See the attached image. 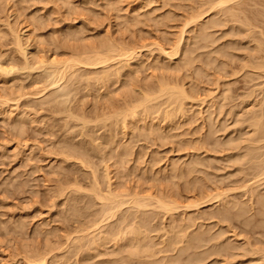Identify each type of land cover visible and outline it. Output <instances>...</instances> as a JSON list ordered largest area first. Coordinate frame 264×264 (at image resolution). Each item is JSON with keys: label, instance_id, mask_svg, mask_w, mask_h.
Here are the masks:
<instances>
[{"label": "rangeland", "instance_id": "1", "mask_svg": "<svg viewBox=\"0 0 264 264\" xmlns=\"http://www.w3.org/2000/svg\"><path fill=\"white\" fill-rule=\"evenodd\" d=\"M196 1L197 0H178V1L177 0H167V1L166 0H0V264H40L41 261L38 262V258H39L38 256L40 255L44 256V254L48 255V257L46 255L44 256V258L46 257L48 259L45 258L47 262L46 261L44 263L41 262V264H77L78 262H79L78 264L80 263L81 264H106V261L109 264V261H111V259L112 261L114 259L116 263L120 262L119 264H122L123 263V262L121 263L122 258L120 259V257L124 258V256L127 257V261L126 260L125 261L126 263L128 262L129 264L131 263L132 264H140V263L141 264L143 263L151 264V262L152 264H154L153 263V259L155 257L154 254L158 257V258L155 257L156 259L154 260L159 261V262L161 261L162 264L163 262H166L164 264H171V262L170 263L167 262L168 260L171 261V259H174V261H172V263L174 264L177 261L179 262H177L176 264H179V263L189 264V262L190 264H258V263L260 264L264 261L262 259L264 258V255H263L264 249L261 248V247L264 248L263 246L264 245V214H262V212L264 213V209H263L264 207L263 205L264 204V183L262 182L263 187L260 184L261 183L260 180H263L264 178L258 180L259 182L258 185H254L257 183L256 182L257 180L255 179H258L257 176H259L261 172L260 171L259 174L257 175V173H255V169L257 170L258 167H261L264 169V159H263L264 158V148H263L264 143H259L260 137H254V139L258 138L257 141L254 140L255 141L254 143L251 141L254 134H256L254 133L256 131H253V128L255 130V127H252L250 125L251 123L254 124L253 118L255 120L256 118L255 116L259 115V117H257L259 119L261 118V114L263 117V120L261 121V123L263 122L264 124V105H262V103L264 104V101H263L264 93H261V92H264L263 87H262V85H264L263 84L264 76H261L262 77L261 78L260 77L261 72L259 73V71L248 69L249 67H246V65L243 64V62L246 63L245 62L246 60H247V63H248V59L251 60V58L249 57L253 52H256V53H254V55L252 54L251 57L256 56V54L258 58L259 56L260 57L264 56V52L262 54L257 52V50L260 48L259 43H258L259 46L258 45L256 46L257 40L258 42H261V39H263L262 41L264 43V37L262 35L264 33V8H263L264 0H256L257 2H253L254 0H251V1L242 0L241 2L239 0L241 2V5L239 1H237L239 2V5H236L237 3L235 4L234 3L235 1L233 2L234 4L233 3L231 4L230 2V4L225 6L228 9V11L227 10L224 11L226 14H223L224 13L223 11L220 14L221 17L225 15L226 18L224 16L221 18L220 15H218L220 13L219 10H218V13H216L215 11L214 12L210 11L208 14H206L207 16L204 15L203 16L204 18H202L201 21L195 23V25L192 24L193 25L192 26L191 24L189 25L190 16L191 18L192 16H194L192 11H194V14L198 10L201 11L199 8L202 7V4H203L202 1L204 2V0H198V1H201L202 4L200 2L196 4ZM246 2L248 6L247 4H245ZM175 3L179 6L175 5ZM193 5L195 6L192 7ZM199 5L201 6L199 7ZM232 5L235 7L237 6V7L235 8ZM252 5H254V7H252ZM206 8L207 7H205V9ZM234 8L238 10L237 14L235 10L234 13L228 15L227 12H229V10H234ZM170 12L173 15L172 18L171 17L168 18V14ZM241 12H243L244 14ZM191 13L192 15H190ZM238 13L241 16V19L243 20L238 19L240 18V16H238ZM245 14L247 18H245L246 17ZM227 15L229 16L228 18H227ZM231 15L234 20L232 19ZM215 16H217V20L219 22L216 20ZM248 16L249 17L251 16V17L249 18ZM208 17L209 19L210 18L211 19L209 20ZM218 17H220L221 21L219 20ZM229 18L232 20L229 21ZM251 18H252V21L249 20ZM226 19H228L229 22ZM243 21L244 23H246L245 21H247V23L248 22L250 23L248 24L246 23V25L248 26H245ZM221 22L223 23L221 24ZM232 22H234L233 24L235 25V27L233 26ZM251 22L254 23L253 25H255L256 28L257 27L259 28L254 29L255 26H252ZM211 23H212V26H214V29L212 28ZM184 24L185 25L188 24L186 25L185 31L182 30L184 29L183 27H185ZM217 24H220V25H217ZM199 25L201 26V28L199 27ZM240 25L243 26L242 29H240L241 31H239ZM202 26L204 28V31H203ZM190 29H192L191 32H190ZM245 29L247 30V33ZM249 29L252 33L254 32L253 34L256 37L252 35V33L249 32ZM260 29L263 33L260 31ZM206 31L209 36L205 34ZM182 32H185L184 34L185 37L183 38V41H182V43L184 44H182L181 46L182 51L180 54H178V57H174V56L171 57V56L163 55L165 53L161 50V46L163 47L164 50L166 49V51H169L168 49H171L169 52L170 53L171 51L173 52L174 50L173 46L176 45V42L179 40V37H181L180 34ZM187 32H190V33H188L187 35ZM225 33L228 34V36L225 35ZM214 34H216V36ZM248 35L249 36L252 35L253 39L252 37L249 38ZM219 36L220 37L222 36V37L220 38ZM18 37L19 39H21L20 40L22 43L21 45H23L22 47H23V50L25 49L24 52L26 54L23 53V51H21L20 48H18V45H17ZM212 37L214 39L216 38L218 41L215 42L216 39L215 40L213 39L214 40L213 41ZM254 38H257L256 42H254L255 41ZM102 41L105 42L106 44L103 43ZM172 41H174L173 44H172ZM232 41L234 43L236 42L237 43L234 45ZM111 42L117 43L116 45L120 44L121 46L125 45L129 47H133L132 48L134 49V56L132 55L133 58L132 56L130 57V59L121 58L120 60L119 58V60H117L118 58H116L115 60H111L112 62H109L108 65L106 64V67L105 65L103 66L99 65V66H93V67L92 66L76 67V69H78L79 71L74 69L73 73L72 71L69 72V75L71 76L69 75L68 76L71 78L67 76L65 81H62L60 83V86L58 87L55 86L52 88L45 89L46 88L45 85L48 84V81H50V78L52 79L54 75V72L52 71V69H49L50 66L47 65L48 63L50 62L53 63L57 60L60 61L61 59H62L61 62H63L64 58H65V61H67L66 59L68 58L70 59L72 56L75 57V55H77L76 52L77 53L80 52L78 53V55H80L81 50L83 51H85L84 49L89 50L91 46H92L91 50L93 49L97 50L99 48V51H100V49L102 50V48L106 49L105 46H103L104 44L110 45L112 44ZM170 42L171 44H169ZM248 42H250L251 44ZM155 43L158 45H156ZM224 44L228 47V49L225 47ZM227 44L228 45L230 44L231 46L230 45L228 46ZM84 45H87V46L85 47ZM184 45H186L187 47ZM261 45H263V48L261 46V49H263L264 51V44H261ZM240 46H243L244 48L241 47L242 48L241 49ZM229 47L230 48L232 47V48L230 49ZM257 47L259 48L257 49ZM245 48L248 50L247 54L249 55H246V53H244ZM249 48H252V49H249ZM253 48H256L255 51L253 50ZM135 49H136V52H135ZM159 50H161L162 52ZM221 50L224 52H222ZM237 50L238 52L241 51L242 53L239 52L238 54L237 52H234ZM213 52H215L216 54H214ZM245 52L247 51L245 50ZM219 53L220 54L223 53V54L220 55ZM224 54L225 56L221 57ZM25 55L26 57H28L27 59ZM190 55H195V56L192 57ZM195 57H197L200 60H198L197 58L194 59ZM257 57H253V58L256 59ZM37 58H39L40 61L44 60L46 63L48 61L47 64L45 63L47 66L45 65L46 67L42 69L35 68L36 67L35 65L37 64L36 61H39ZM253 58L252 60H254ZM258 58H257V61H258ZM263 59L264 57L261 58V61H264ZM126 60L128 61V63H126L127 62ZM153 60L155 61L153 62ZM177 60L180 62H178ZM186 60L189 62V64L186 63ZM192 60L194 61V64ZM223 60L227 64L224 63ZM118 62H120V64ZM155 62L157 63L160 62L162 66L160 65V63H158V65L157 64L154 65ZM258 62H260V60ZM39 63L40 62H38V64ZM51 63L49 65H51ZM228 64L233 67H230ZM239 64L241 67L239 66L238 68ZM27 65H31V66H27ZM119 65L120 66L122 65L121 67L122 69L119 67ZM164 65L165 67H163ZM189 65H192V66H189ZM217 65L219 68L217 67ZM224 65L225 66L227 65L230 68L227 66L224 67ZM3 68L4 69L6 68L5 71L3 70ZM165 68H168V69H165ZM217 68L218 70H216ZM231 68L234 70H232ZM236 68L238 69V71ZM245 68L246 70H244ZM105 69L106 70L109 69V70L106 71ZM169 69H173V70H169ZM239 69H242L243 71L242 70L239 71ZM96 70L99 73L95 72ZM223 70H225L226 72L222 73ZM101 71H103V73ZM109 71L111 73H109L110 76H108L107 78L109 77L110 78L107 79L105 74ZM205 71L208 72L207 73L208 75L206 74ZM234 71H237L235 72L236 75ZM239 72L240 74H238ZM73 74H75L74 77H73ZM94 74L98 76L95 77ZM112 74H114V76ZM99 75L101 76L99 77ZM103 75H105V77ZM199 75L206 78V80L203 81V78H201ZM256 75L258 77H256ZM208 76L210 77V81L207 80L209 79ZM246 76H248V78ZM250 76L252 78H250ZM253 76H255L256 81ZM97 77L98 79H96ZM167 77H170L168 78L169 81H172V79L174 78L173 79L174 81L172 82H175V79L177 81V77H178L177 82H180V81L183 83L185 82V88L189 89V90L187 89L188 96L191 95L190 96L191 99L192 97H194L193 101H197L195 103H192L191 99L186 101L187 103L185 104L186 113L183 112V114L181 113L179 116L176 114L177 116L171 119L168 117L165 118L164 116H166V114L164 115V113H167V111L165 112V110L170 107L172 111L174 107L169 106V104H167L168 106L167 107L163 103L160 105L159 111L161 110L163 105L165 106L163 108L164 110L162 109L160 112L157 111V112L149 113L150 117L147 115L149 118L146 116V114H143L144 111L142 109H138L140 113H136V115L138 116V114H141V113L143 114L139 116L140 118H144V119H141V121L139 120L140 118L138 117L139 118L138 119L135 114H134L135 115L134 117L138 119L137 122H134V120H131L133 117L131 118L129 116L130 118L127 119L129 120V123L127 121L128 124L127 123L124 124L123 122L120 121L118 126L115 125L114 123H115V120L117 121L118 118L119 120H122L120 119L121 117L114 116V117H110L111 118V119L109 118L110 120L107 119L112 114L118 115L116 114V112L120 113L122 112L121 111L122 109L123 111L125 109H127L128 111V108H127L128 106L125 107V105L126 104L130 105L132 103L135 105L136 103L140 102L141 99L139 95L140 96L144 95L143 94L144 92L146 93V91H149L150 89L152 91L155 90L156 92L160 87L159 80L161 79L162 81L163 79V81H165ZM101 79L103 82L101 81ZM106 79H107V82H106ZM215 82L218 86L220 85L219 86L220 88L217 85H215ZM183 83L181 85H183ZM104 84H107V85H104ZM225 84H228V85L224 87ZM258 85L262 87V90L259 89L261 87ZM67 86L70 88H68ZM222 86L224 87V89H222L223 88ZM129 87L132 88L134 91L130 89ZM228 87L229 89H231L230 92L232 93H230L228 89H226ZM42 88H44V90ZM74 88H77V89H74ZM64 89H66L67 91ZM225 89L229 93L227 94L228 96H226V98H224L225 96L223 95H226L227 91L222 93ZM253 89L254 90L256 89L255 90L256 94L254 95V97H252ZM42 90L45 91V93L42 94L41 93ZM75 90L77 91L79 90L78 93ZM130 90L133 92H129ZM140 91L143 93L141 94ZM191 91L192 92L196 91V92L195 93L193 92L192 94ZM250 92H252L251 93L252 95L250 94ZM210 94L213 95V97ZM247 94L249 95V98ZM48 95L49 96L51 95L52 97L50 98ZM250 95H251V98H250ZM53 96H54L55 101H53ZM222 96H223V99L220 98ZM228 97H231V98H228ZM49 98H50V101H49ZM199 98H203V99L206 98V100L201 99L200 101ZM198 99L200 102L198 101ZM217 100L219 101L217 102ZM221 100H225L227 103L229 101V103L227 104V106H225L226 102L221 101ZM128 101L130 102V104ZM203 101L206 103H203ZM222 105H224V110H221L223 109ZM130 106H129L130 111L128 112L129 114H131L130 112L133 110V109L131 110V108L135 107L133 105H130ZM213 107L215 109H213ZM168 111H170V109ZM208 111H211V112L213 111V114H211ZM253 114L254 115L256 114V115L253 116ZM81 115L84 116V117L82 116L83 120H82V117H80ZM100 116L101 117L103 116L102 119L105 118V116H107L106 119L104 120H108V124H107V121L106 122L104 121L105 122L104 123ZM84 118L88 120L86 119L84 120ZM95 119H97V121H95ZM98 119L102 121L98 122ZM112 119H114V123ZM90 120H92L93 122L92 121L90 122ZM84 121H88L89 123L88 122L86 123ZM102 122L106 124V126L108 127H106ZM112 123L115 126H117L119 130L116 127L114 128L113 127L114 125H112ZM150 125L152 127H150ZM148 126L151 129L148 128ZM145 128H147L148 130L147 129L145 130ZM154 128L156 129V131L154 130ZM152 130H154L153 133L155 134V136L153 135V133H151ZM155 132L158 133V136H157V133ZM187 140L188 142H186ZM115 141L117 142V145ZM250 141L252 142V144H255L259 141L258 148H257V145H254L255 148L251 149V155H249V156H252V154L255 155L253 156L254 159L253 157H250V158L255 160L256 156L261 154V157L259 156L260 158L257 156L256 160H259V161L257 162L255 160L257 163L253 165V168H252V164L255 161L251 160L249 156L246 155V151H247L246 149L252 145ZM261 141H264V140H261ZM127 142L130 144H128ZM127 144L129 146H127ZM120 146H122V148L126 146V148H123L125 151H122L123 149H121L122 153L123 152L128 153V150L130 149L132 154L134 155H132L131 157L130 152H129L130 153L129 156H126L125 154H122L121 152H120L121 154L118 155L120 151V148H119ZM116 147H118V149ZM260 148L262 149L260 150ZM255 149L257 150L256 151L257 155L255 154V152L253 153L252 151V150L255 151ZM69 150H71L72 153L75 154L76 156H78L79 154L80 158L77 157V159H75V155L73 156L71 152H69ZM248 150L250 149L248 148ZM66 151L70 154H68ZM85 153H86V156H83ZM108 153L109 154L112 153L110 155L111 157L107 155ZM243 153L245 154L246 158L242 157ZM238 154H241L239 156H241L243 159L240 157L237 158ZM67 155L69 158L71 156H73L74 158L71 157V159H69L68 157H66ZM80 155L83 156L82 158L85 159L84 162L87 163L88 167L90 164L89 168L85 166L86 164L82 162L83 159L81 160ZM106 155L108 156V159L110 157V161L107 159ZM122 155H125L127 159L125 157L122 158L123 157ZM119 156H121V158ZM78 158L81 161H79ZM104 158L108 160L109 162V163L107 162L108 164L104 162L105 160ZM111 158L113 159L111 160ZM247 158H249L251 162H246V161H249L247 160ZM199 159L200 161L203 159V161L200 162L198 161ZM233 159L235 160V162L236 160H239L238 162H241V159H242V162L235 163ZM244 159H246V161H244L245 166L243 164ZM87 161H89L90 163ZM117 162H120V163L118 164ZM199 162L203 164H201L200 166ZM82 163L84 164V166H82ZM121 163H124V164H121ZM174 163H177L175 165L179 166V167L178 166L175 167L176 170L173 169L172 167ZM195 163L198 164L197 167ZM246 163H250V164L249 165L247 164L246 166ZM261 163L263 166L260 165ZM241 164H243V166H241ZM107 165L108 167L109 165L111 167L108 168ZM191 165L193 166L195 165V168L192 167ZM91 166L93 168H91ZM95 168H97L96 169L97 171L99 169L98 171L99 173L94 170ZM106 168H108V170L111 169L110 170L111 172L107 171ZM171 168L175 172L172 171ZM193 169L194 170L196 169V171L193 172ZM251 169L253 171H251ZM258 169L260 170V168ZM263 169L261 170L263 171ZM116 170L121 171L122 174L119 173V175L121 174L123 177L121 176V178H119V175L117 174L118 171L117 173H115ZM243 170H245V172H242ZM94 171L97 174H99L98 176L106 175V173H104L105 171L108 173V175L110 172V175L108 177L111 178V180H109V182L110 181L113 182V184L110 182L111 185L113 186L107 187L108 184L106 185L105 182L107 183L109 182L103 179H106L108 177L103 176V179H102V177L100 178L97 175H95ZM237 171L239 174L236 173ZM250 172L251 173L253 172L252 173L253 175ZM210 173L211 175L208 176V174ZM261 173H264V171ZM180 174L182 175L184 174L183 179H181L182 175L180 177ZM93 175L94 177L97 176V180L102 179L104 182L102 180H100L102 182L97 181L96 179H94ZM137 176L138 177L142 176L144 179H142L141 177H140L141 179H139ZM177 176H179L180 179ZM240 176L241 177L243 176L242 179ZM244 176H247V177H244ZM192 177L194 178V181L197 180V178L199 179L196 182L197 184L194 182V186L192 185V182H193ZM202 177H204L205 180ZM237 178L238 179L240 178V179L238 180ZM74 179H76V181ZM69 180H71L73 183ZM77 180L79 182H77ZM200 180H204V181L200 182ZM207 180H208V184H207ZM66 181H69L70 183ZM188 181L189 182L192 181L190 182L191 186L188 184L189 183ZM80 182L83 184H81ZM97 182L99 185L102 186L101 187L98 185V187H101V188L97 190L98 191L103 190L102 191L103 193H105L104 190H106L107 188H108V191L106 190V193H109V190L111 188L112 190L110 191H115V192L118 191L120 193V194L118 193L120 196L122 192H124L125 195L126 194L130 195L129 193L131 192L132 194L134 192L136 194V192L142 191V193H139L140 195L142 194L145 195V192H147L146 193L147 196H150L151 194V195H155V197L158 196L160 198V196L163 195L164 197L166 196L165 200L166 198L168 199V197L169 198L173 197V200H174V197H175V203L176 201H178L177 205H179L182 202L180 204V208L177 206V208H179L180 210L176 209V211H174L175 214L173 218V215L171 216L173 212L171 214L169 213L170 215L165 216L166 213H163V211L158 212L157 208H155L156 206L154 207L153 205L152 207L151 205L152 208H150V210L148 209L150 207L149 206L146 209V211H149L152 215L154 214L153 216H156L155 220L153 219V222H155L154 224L151 222L152 218L154 217L151 218L150 220L151 224L149 223L151 226L150 227L148 226L149 224L147 223L148 222L147 220H149V218L148 217H147L148 219L146 217L144 218L142 215V213L143 214L146 213L147 215L146 214L145 215L148 216L150 213L144 212L140 208L134 209L135 207L133 208L131 204L130 205L127 204L128 206L127 205L124 206L123 210L121 209V212L119 211L118 213L116 212L117 217L115 216L113 220L112 218L109 219L110 221L112 220L113 222H109V224L108 223L104 224L106 225V227L103 225L104 230L102 231L101 235H99V232L97 231L98 233H95V234L92 233L95 236L92 235L90 238H88V235L90 236V233L92 232L90 230L88 235L85 234V232L84 233L80 232L82 236H84V238H86V235H87V239H84L83 237H82L83 239H81V237L77 239L76 237L81 236V234H79L78 232L79 235L77 236L76 230L79 229L80 231L81 226L82 228L85 227L86 226L85 223L87 222L89 223V220L91 221V219H93V216H100V214L102 213V211L99 210V207L103 208L102 204H104V202H102L101 204L99 201H97L98 199L95 200L94 195H91V193L93 192L89 194V191L93 190V186H95L94 184ZM172 182L175 185L174 189H173ZM176 182L178 183L177 185H176ZM74 183H76L77 186ZM79 184L86 190L78 186ZM196 185H198V187ZM229 185L230 186L232 185L231 188L229 187ZM244 185L245 186L249 185L250 189L247 190V188H245L246 191L243 190L242 188ZM259 185H261V188ZM73 186L76 188L79 187L77 189L78 191L76 190V188H73ZM236 187L238 189H236ZM240 187H242L241 189L243 191L239 189ZM252 187H254L257 191ZM192 188H195V189H192ZM234 188L236 189V191ZM79 189H81V191ZM88 189L90 190L88 191ZM201 189L202 191H200ZM222 189H224V192L225 190H227L228 192L230 190L232 191L234 190L235 193L230 191L229 194L227 193L229 195V196L227 195L228 197L221 199L222 202L221 200H219L220 203H218L219 201L217 202L214 201L215 203L209 202V204L202 202L206 200L204 199V195L206 196V194H210L211 192L213 193V191L215 193H218V192H221ZM251 190L256 191V193L254 191L251 192ZM61 191H63L64 194ZM172 191H175V192L173 193ZM109 194H105V195H109ZM252 194H254V196H252ZM88 195L92 198L90 199ZM125 195L122 194L121 197L123 196L125 197ZM171 195H174V196H171ZM232 197L233 198L236 197V198L233 199ZM84 199L85 200L87 199V200L85 201ZM197 199L200 203H204V204L200 205L202 207L200 206L199 208L196 207L197 209L196 210L194 209L195 206L190 207V205H191V202L196 203ZM201 199L202 201H200ZM224 199H227V203H226V200ZM228 199L233 200V201H230V200L228 201ZM126 200H129V199H126ZM168 200H172V199H168ZM235 200L238 202H236ZM257 200H259L258 202L259 204L257 203ZM87 201L90 204H88ZM168 202H171V201H168ZM250 202H252L253 204ZM84 203L85 205H83ZM87 204L88 205L93 204L94 206L91 205L92 207L89 210L87 208ZM182 204H185L186 206L185 208H187L188 206L190 208H187L188 210H186L185 208H183L184 206ZM222 204H224V208L222 207ZM225 205L227 207H225ZM261 205H262L263 210L261 209ZM77 206L79 207L77 208ZM240 206L243 211L240 209ZM75 208L77 211H75ZM229 208H230V212L228 211ZM233 208L235 209L233 210ZM243 208H247L246 211ZM97 209L98 211H100L99 215H97V213L95 212L97 211ZM131 209H132V212H131ZM151 209L155 210V212H153V210L151 211ZM184 209L186 212L183 211ZM138 210L141 211V213ZM222 210L223 211L225 210V211L223 212ZM238 210H240V213H237L239 212ZM126 211L132 216H130ZM226 211L227 213L225 215ZM93 212H95L96 214L94 213L95 214L94 215ZM137 212H138V215H137ZM180 212L182 214L179 216ZM132 213L133 214L136 213L135 214V216L137 215L135 217L136 221L134 218H133L134 221L132 220V217L134 216ZM161 213H163L165 216V217L162 216L163 219H161L162 218ZM229 213H230V216H229ZM189 214L191 218L193 217L192 219L190 218ZM223 214L225 217L223 216ZM140 215H142L143 218ZM185 215L186 216L188 215L189 217H185ZM212 215L213 216L216 215L215 218L213 217V219H216V220L212 219L211 217ZM170 216L172 218H170ZM222 216L224 218L220 219V217ZM119 217L122 218V220L124 217H127V218H124V220L126 219L128 220L123 221L125 222L123 224L122 220ZM183 217H185L186 219ZM228 217H229V220H228ZM158 218L160 220H158ZM188 218L191 220V222L193 220L195 221H193V223L189 222V225H188L187 224L189 221V220L187 221ZM196 218H199V219L196 220ZM144 219H146V222L144 221ZM171 219H174L175 223L174 221L172 222ZM86 220L87 222L83 223ZM181 220L183 221V223H185V228H184V224H181L182 222ZM223 220H225V222L226 223L228 222V223L227 224L224 223ZM131 221L134 222L133 223L134 225L132 224ZM138 221L139 222L143 221L144 223H147V226H145L146 224L144 225L143 222L139 223ZM156 221L159 225L156 223ZM163 221L165 222L168 221L170 224L168 222L165 223ZM135 222L137 224L139 223L141 225L140 227H143V229H148L149 231L151 229L154 230L155 227H156V230H158L159 229L158 226H160V229L162 228L161 230H163V228H168L167 235L172 234L173 236L171 238L170 236H167L166 233L164 235L165 231L162 232L163 234L157 235V233L160 231L156 232V230H154L152 233L154 236L149 233L150 237H147L149 239L148 240V239H145L146 238L145 236L147 234L146 233L145 235L140 236L142 240L145 239L147 242V240L148 241L151 240V237H156V238H152V241L147 242V243H145V240H144L143 241L144 243L142 242V244H144L145 246L141 244V241L140 243L139 241H137V245L141 244V247L138 250L139 253L137 254L135 253V251L131 250L132 248H134L135 250V248H137L136 246H133V247L131 245L128 246L127 245L128 243L126 244L127 246H122L121 241L123 239L122 240L116 239L118 241L121 240L120 243L118 241L116 243L115 242L116 240H114L115 239L114 237L116 236L114 235V233L118 234L119 233L118 230L120 231L121 229L122 231L123 229L127 228V225L131 227V224H132L134 227L137 226L136 228L140 229V227H138L139 224L136 225ZM195 222H198L196 224L197 227L195 225ZM82 223L84 224V226ZM121 223L124 226H122ZM162 223L165 224L164 225L165 227H163V225L161 226ZM176 223H179V225ZM171 224H174V225L171 226ZM186 224L188 226H190V224H193L195 226V227L193 226L192 229L191 227L190 228L188 227L189 229L193 230V232L187 229ZM213 224H215L214 226L216 228V231L214 229ZM228 224L230 225L228 226ZM108 225L109 226L111 225L112 227L108 229L109 228ZM116 225H119V226H116ZM182 225H183V228L186 229L185 233L189 234V235L186 234L187 236L184 235V237L182 235L181 237L183 238L179 237L181 233H184L182 232V230L184 229L181 230ZM199 225L201 226L202 229L200 228ZM218 225H219V228H218ZM212 226H213L214 232L212 231ZM171 227L173 229H171ZM176 227H178V230L176 229ZM105 228L107 232H104L106 231ZM111 228H112V232L109 231L111 230ZM174 228H175V231H174ZM194 228H196V230L198 231H196ZM209 228L211 230H207ZM199 229L201 232L199 231ZM223 229L224 231L225 230L227 231L224 232ZM115 230L117 232H115ZM179 230H181V232ZM188 230L190 233L187 232ZM74 231L76 232V234L73 235ZM177 231H179L178 232L179 236L176 234L175 235L173 234V232L177 233ZM210 231L213 233H210ZM234 232L235 234H233ZM110 233H112L111 235H113L112 242L110 241L111 236L107 237V240L108 238H110L108 242L109 243L111 242V243L109 244L106 241L108 244H105L107 246L103 247L102 244H104L103 242L106 240V238H103V236L104 234L109 236L108 234ZM221 233L222 234L224 233V234L222 235ZM97 234L98 236L103 235L100 238V239L103 238V240H101V242L103 241L102 244L101 242L100 244L98 243L100 240H97L98 242L95 240L97 238ZM207 234L209 235L207 236ZM118 235H117V238L119 237L122 238L124 233H122V235L119 237ZM163 235L165 239H167L168 237L171 238L172 241L175 244H177L175 246H178V247H174V245L172 244L173 242L169 238L168 239L170 241H168L167 239L165 241H168V243L167 242L164 243V240H162ZM202 235L204 236L201 237ZM72 237L73 239L76 238L78 241L76 239H75L76 241L73 240ZM193 237L194 239L191 240V238ZM198 237L201 241L198 239ZM222 237H223V240H221ZM196 238L199 240V242L198 240H196ZM209 238L211 240H209ZM68 239L69 240L72 239V240L68 241ZM94 240H95V243L97 242L98 249L100 250L98 251V249H96L97 252L93 251L94 254L90 255L91 257H89L86 254L87 252L86 253L84 252V249L85 251L88 250L89 249L88 246ZM188 240H189V243L186 247ZM79 241H81L82 244ZM190 241H192L191 244H190ZM193 241H195L194 245H193ZM213 241L217 242L216 244H220V245H216ZM257 241L258 242L260 241V242L258 243ZM123 242L124 244L126 242L131 243L130 241H126V240H124ZM152 242L153 243L155 242V243L151 245L150 243ZM181 242H184L183 245L181 244ZM222 242H223V245L221 244ZM229 242L230 243L232 242L231 245ZM249 243L251 247L249 246ZM260 243L261 245H257ZM115 244H117V246L120 244L119 246L120 247L122 246L123 251L120 247L115 246ZM131 244L133 245L134 243L132 242ZM161 244L164 247L166 246L167 248L161 247ZM180 244L183 246V249L180 250L179 252L178 248L179 249L182 248ZM189 244L192 245L193 247L191 246L192 247L191 248ZM80 245L82 246V248L80 247ZM91 245H90V248L91 247L92 248L89 249V251L91 250L92 252V250H94L93 246L95 247L96 245H93V246ZM99 245L103 248H101ZM134 245H136V243ZM153 245L155 246L153 247ZM196 245L200 247L199 248L200 251L198 250V247ZM252 245L254 246L252 247ZM171 246L174 248L172 249ZM188 246H189V249H188ZM123 247H125V249L127 247V249L125 250ZM128 247H131V248H128ZM254 247L255 249L256 248L258 250L260 249L261 251L260 250L257 251V249L254 250L253 249ZM176 248L177 250L175 251ZM205 248H207L210 251L208 252V250ZM184 249L185 250L188 249V250L185 251ZM230 249L233 250L232 253ZM243 249L245 252L243 251ZM148 250L151 251L150 255L154 253L153 254L154 257L152 256L153 259H151L152 257L148 254L150 252ZM194 250L196 252H194ZM238 250H240V252ZM246 250L248 253L250 251L252 255L254 256L249 255L250 253L247 254ZM130 251H133L135 253L134 254L133 252H131L134 254V256L135 255L138 256L136 258L132 256L133 259H131L133 261H136V263L135 262L133 263L131 260H129L130 257L128 259V255L131 254ZM253 251L255 253L258 252L257 254L258 255L260 254V255L258 256L256 254V257H255V253H253ZM82 252H84V255H86V257L84 256L85 258L83 257ZM141 252L143 253V255L148 254L150 256L149 258L151 259V262H149L150 259L149 260L147 259L148 258L147 255L143 256L145 262H142L144 260H143V257L142 258L140 257L142 256L140 255L142 254ZM168 252H171V253H168ZM178 252L180 254H178ZM197 252H198V255H196ZM203 252L204 253L206 252L205 256ZM259 252H262V253H259ZM95 253L96 254L98 253L97 256L99 254L101 255L99 257H96ZM80 254L82 255V257H80L81 256ZM167 254L169 255L167 256ZM163 255H165V257ZM262 255L263 257L261 258ZM229 256L233 257V259H231V257ZM78 257L80 260H78ZM117 257L120 259V261ZM162 257L166 261H164ZM196 257L198 258L196 259ZM134 258L136 260H134ZM137 258L141 259V261H139V259ZM175 258H177L178 260L177 259L175 260ZM147 260L148 262H146ZM191 260H193L192 261L193 263L191 262ZM137 261H139L140 263ZM157 264H160V263H157ZM262 264H264V262Z\"/></svg>", "mask_w": 264, "mask_h": 264}, {"label": "bare ground", "instance_id": "2", "mask_svg": "<svg viewBox=\"0 0 264 264\" xmlns=\"http://www.w3.org/2000/svg\"><path fill=\"white\" fill-rule=\"evenodd\" d=\"M166 1H167V0H166ZM177 1H178V0H177ZM197 1H198V0H197ZM197 1H196V4L199 3V2L201 3V1H198V2H197ZM206 1H207V2H206ZM206 1L204 0L205 3L202 1L203 4L201 3V4H202V7H201L202 9H203V7H204V9H205V7H207V8L205 9V11H204V9L202 10L201 8H199L201 5H199V7H198L201 11L198 10V11L195 12V14H194V11H192V13H193L194 16H192V18H191V16H190V19H189V17H188V19L190 20L189 25H190V24H191V25H192V24L195 25V23L201 21V19L204 18L203 16L206 15V14H208L210 11H212V12L215 11L216 13H218V10H219L220 13H219L218 15H220V14L222 13V11H223V12L226 11V10L228 11V9H227L225 6H227L228 4H230V2H231V4H232V3L235 1L234 3H235V4L237 3L236 5H239V2H240V1L242 2V0H240V1H239V0H206ZM237 1H239V2H237ZM248 1H249V0H248ZM250 1H251V0H250ZM171 2H172V1H171ZM171 2H169V3H171ZM241 2H240V5H241ZM253 2H257V1L254 0ZM234 3H233V4H234ZM243 3H244V2H243ZM173 4H174V3H173ZM245 4H247V2H246ZM175 5H177V4L175 3ZM203 5H204V6H203ZM255 5H256V3H255ZM177 6H179V5H177ZM177 6H176V7H177ZM180 6H181V4H180ZM194 6H195V5H193L192 7H194ZM232 6H233V5H232ZM247 6H248V4H247ZM171 7H172V6H171ZM224 7H225V8H224ZM228 7H229V6H228ZM230 7H231V6H230ZM233 7H235V6H233ZM236 7H237V6H236ZM236 7H235V8H236ZM243 7H244V6H243ZM252 7H254V5H252ZM223 8H224V10H223ZM231 8H232V7H231ZM231 8H229V9H231ZM235 8H234V10H229V12H227L228 15L234 13L235 10H236V14H237L238 10L235 9ZM241 8H242V7H241ZM247 8H248V7H247ZM263 8H264V6H263ZM239 9H240V8H239ZM192 10H193V9H192ZM194 10H196V9H194ZM241 10H242V9H241ZM244 10H246V9H244ZM231 11H233V12H231ZM242 11H243V10H242ZM230 12H231V13H230ZM192 13H191L190 15H192ZM241 13H243V12H241ZM170 14H171V12L168 14V18H169V17L172 18L173 15H172V14L170 15ZM223 14H226V13L224 12ZM243 14H244V13H243ZM211 15H212V14H211ZM214 15H215V13H214ZM228 15H227V18L229 17ZM251 15H252V14H251ZM187 16H188V15H187ZM206 16H207V15H206ZM223 16L225 17V15H223ZM223 16H222V17H223ZM238 16H240L239 13H238ZM245 16H246V14H245ZM257 16H258V15H257ZM220 17H221V15H220ZM220 17H218V18H219V20L221 21ZM222 17H221V18H222ZM231 17H232V15H231ZM236 17H237V16H236ZM248 17H249V16H248ZM250 17H251V16H250ZM250 17H249V18H250ZM148 18H149V17H148ZM212 18H213V17H212ZM215 18H216V20H217V16H215ZM225 18H226V17H225ZM245 18H247V16H246ZM258 18H259V17H258ZM185 19H186V18H185ZM205 19H206V18H205ZM208 19H209V17H208ZM210 19H211V18H210ZM210 19H209V20H210ZM223 19H224V18H223ZM232 19H233V17H232ZM232 19L229 18V21H231ZM236 19H237V18H236ZM238 19H241V16H240V18H238ZM253 19H254V18H253ZM150 20H151V18H150ZM189 20H187V21H189ZM206 20H207V19H206ZM206 20H205V22H206ZM213 20H214V19H213ZM226 20L228 21V19H226ZM226 20H225V21H226ZM233 20H234V19H233ZM241 20H243V19H241ZM249 20L252 21V18L249 19ZM139 21H141V20H139ZM207 21H208V20H207ZM217 21H218V20H217ZM229 21H228V22H229ZM236 21H238V20H236ZM247 21H248V19H247ZM247 21H245V22L247 23ZM208 22H209V21H208ZM212 22H213V21H212ZM218 22H219V21H218ZM218 22H216V23H218ZM223 22H224V20H223ZM223 22H221V24H222ZM184 23H185V22H184ZM216 23H215V24H216ZM225 23H226V22H225ZM233 23H234V22H232V24H233ZM239 23H241V22H239ZM243 23H244V21H243ZM243 23H242V25H243ZM246 23H244L245 26H248V25H246ZM248 23H250V22H248ZM248 23H247V24H248ZM251 23H252V22H251ZM202 24H203V22H202ZM202 24H201V25H202ZM209 24H210V23H209ZM226 24H227V23H226ZM230 24H231V22H230ZM253 24H254V23H252L251 25H252V26H255V25H253ZM184 25H185V24H184ZM186 25H188V24H186ZM186 25H185V27H183L184 29H182V28H181V29L185 31V30H186ZM217 25H220V24H217ZM227 25H228V24H227ZM242 25H240V28L238 27V28H239V31H241L240 29H242V27H243ZM192 26H193V25H192ZM211 26H212V23H211ZM233 26L235 27L234 24H233ZM245 26H244V27H245ZM249 26H250V25H249ZM189 27H190V26H189ZM199 27L201 28L200 25H199ZM206 27H207V26H206ZM215 27H216V26H215ZM220 27H221V26H220ZM224 27H225V26H224ZM226 27H227V26H226ZM200 28H199V29H200ZM202 28H203V26H202ZM210 28H211V27H210ZM212 28L214 29V26H212ZM258 28H259V27L256 28V26H255L254 29H258ZM230 30H231V29H230ZM245 30H246V29H245ZM262 30H263V29H262ZM188 31H189V30H188ZM191 31H192V29H190V32H191ZM193 31H194V30H193ZM195 31H196V30H195ZM203 31H204V28H203ZM232 31H233V29H232ZM252 31H253V29H252ZM260 31H261V29H260ZM190 32H187V35H188V33H190ZM196 32H197V31H196ZM201 32H202V31H201ZM228 32H229V31H228ZM242 32H243V31H242ZM249 32L252 33V32L250 31V29H249ZM261 32H262V31H261ZM261 32H260V33H261ZM197 33H198V32H197ZM203 33H204V32H203ZM215 33H216V32H215ZM229 33H230V32H229ZM237 33H238V32H237ZM244 33H245V32H244ZM246 33H247V30H246ZM253 33H254V32H253ZM253 33H252V35H254ZM255 33H256V32H255ZM262 33H263V32H262ZM262 33H261V34H262ZM184 34H185V32H182V33L180 34L181 37H179V40H178V41L176 40V41H177V42H176V45L173 46L174 50L172 49L173 52L171 51V53H170L169 51H170L171 49H168L169 51H166V49L164 50L163 47L161 46V50L165 53V54H163V55H165V56L167 55V56H171V57H172V56H174V57H178V54H180L181 51H182V50H181V48H182L181 46H182V44H184V43H182L183 38L185 37ZM199 34H200V33H199ZM205 34L208 35L207 31H206ZM235 34H236V33H235ZM235 34H234V35H235ZM238 34H239V33H238ZM248 34H249V33H248ZM201 35H202V34H201ZM214 35L216 36V34H214ZM223 35H224V34H223ZM225 35L228 36V34H226V33H225ZM252 35H251V36L248 35V37H249V38L252 37V39H253V36H252ZM262 35H263V37H264V33H263ZM19 36H20V35H19ZM208 36H209V35H208ZM208 36H207V37H208ZM236 36H237V35H236ZM254 36H255V35H254ZM219 37H220V36H219ZM221 37H222V36H221ZM221 37H220V38H221ZM248 37H247V39H248ZM255 37H256V36H255ZM261 37H262V36H261ZM189 38H190V37H189ZM198 38H199V37H198ZM217 38H218V37H217ZM176 39H178V38H176ZM213 39H214V38L212 37V40H213ZM215 39H216V38H215ZM215 39H214V40H215ZM247 39H246V40H247ZM254 39H255V41H254V40H253V41L256 42V39H257V38H254ZM259 39H260V38H259ZM20 40H21V39H19V37H18V41H17L18 48H20L21 51H23V53H25V52H24L25 49L23 50V47H22L23 45H21L22 43H21ZM214 40H213V41H214ZM262 40H263V39H261V42H262V43H261V42H258V40H257V42H256V46L258 45V43H259V45H260V46L258 45L260 48L257 47V49L259 48L260 51H262V52H260L259 49H258L257 52H259V53H261V54L264 52L263 49H261V46H262V48H263V45H261V44H264ZM174 41H175V40H174ZM174 41H172V44H173ZM217 41H218V40L216 39L215 42H217ZM234 41H235V40H234ZM243 41H244V40H243ZM249 41H250V40H249ZM253 41H252V43H253ZM102 42H103V41H102ZM215 42H214V43H215ZM232 42H233V41H232ZM238 42H239V41H238ZM241 42H242V40H241ZM103 43H105V42H103ZM111 43H112V42H111ZM190 43H192V42H190ZM227 43H228V42H227ZM230 43H231V42H230ZM236 43H237V42H236ZM236 43L233 42L234 45H235ZM248 43H250V42H248ZM105 44H106V43H105ZM105 44H104L103 46H105L106 49L102 48V50L100 49V51H99V48H98L97 50H96V49H95V50H94V49L91 50V47H92V46H91L89 50H88V49H87V50L84 49L85 51L81 50V54H80V55H78V53H80V52H78V53L76 52L77 55H75V57L71 55L73 58L71 57V58L69 59L68 56H67V58H68V59H66L67 61H65V58L63 59L65 62H64V61L61 62L62 59H61L60 61H58V60L55 61V60H54L55 62H53V61H52L53 63L50 62L51 65H49L50 63H48V61H47V63H48V64H47L44 60H43V61H40L39 58H37L39 61H36L37 64L35 65V66H36L35 68H37V69H38V68H39V69H42V68H44V67H46V66L48 65V66H50L49 69H52V71L54 72V75H53L52 79L50 78V81H48V84L45 85V87H46L45 89L52 88V87H55V86H57V87L60 86V83H61L62 81H65V79H66L67 76L69 75V72L72 71V73H73V72H74V69H76V67H79V66H85V67H86V66H88V67H89V66H92V67H93V66H99V65H102V66L105 65V67H106V64L108 65L109 62H112L111 60H115L116 58H118L117 60H119V58H120V60H121V58H123V59H127V58H129V59H130V57H131L132 55L134 56V49H132L133 47H129V46H125V45L121 46L120 44H119V45H116L117 43H115V42L112 43V44H110V45H105ZM107 44H109V43H107ZM155 44H156V43H155ZM169 44H171V42H170ZM250 44H251V43H250ZM128 45H129V44H128ZM156 45H158V44H156ZM156 45H154V46H156ZM186 45H187V44H186ZM186 45H184V46H186ZM221 45H222V44H221ZM224 45H225V44H224ZM227 45H228V44H227ZM229 45H230V44H229ZM229 45H228V46H229ZM246 45H248V44H246ZM246 45H245V46H246ZM84 46L86 47L87 45H84ZM84 46H83V47H84ZM103 46H102V47H103ZM106 46H107V47H106ZM184 46H183V47H184ZM230 46H231V45H230ZM238 46H239V44H238ZM243 46H244V45H243ZM243 46H240V48L243 47ZM253 46H254V45H253ZM253 46H252V47H253ZM186 47H187V46H186ZM221 47H223V46H221ZM225 47L228 49V47H227L226 45H225ZM232 47H233V45H232ZM232 47H231V48H232ZM236 47H237V45H236ZM254 47H255V46H254ZM87 48H89V47H87ZM93 48H94V47H93ZM134 48H135V47H134ZM168 48H169V47H168ZM189 48H190V47H189ZM189 48H188V49H189ZM229 48H230V47H229ZM231 48H230V49H231ZM240 48H239V49H240ZM243 48H244V47H243ZM247 48H248V47H247ZM26 49H27V48H26ZM103 49H104V50H103ZM158 49H159V47H158ZM184 49H185V48H184ZM184 49H183V50H184ZM216 49H218V48H216ZM221 49H222V48H221ZM227 49H226V51H227ZM241 49H242V48H241ZM241 49H240V50H241ZM249 49H252V48H249ZM255 49H256V48H253L254 51H255ZM78 50H79V49H78ZM161 50H159V51H161ZM219 50H220V49H219ZM219 50H218V51H219ZM223 50H224V49H223ZM245 50H246L247 52H245ZM245 50H244V53H246V55H249V54H247V53H248V50H247L246 48H245ZM253 50H252V51H253ZM162 51H161V52H162ZM186 51H187V50H186ZM192 51H193V50H192ZM221 51H222V50H221ZM221 51H220V52H221ZM224 51H225V50H224ZM224 51H222V52H224ZM241 51H242V50H241ZM241 51H239V52H241ZM249 51H251V50H249ZM135 52H136V49H135ZM183 52H184V51H183ZM187 52H188V51H187ZM211 52H212V51H211ZM228 52H229V51H228ZM234 52H237V53L239 54L238 50H237V51H234ZM74 53H75V52H74ZM74 53H73V54H74ZM184 53H185V52H184ZM184 53H183V54H184ZM189 53H190V52H189ZM189 53H188V54H189ZM213 53L216 54L215 52H213ZM213 53H212V54H213ZM229 53H230V52H229ZM241 53H242V52H241ZM250 53H251V52H250ZM254 53H256V52H253L252 54L254 55ZM259 53H258V54H259ZM25 54H26V53H25ZM191 54H193V53H191ZM194 54H195V53H194ZM219 54H220V53H219ZM219 54H218V55H219ZM221 54H223V53H221ZM221 54H220V55H221ZM238 54H237V55H238ZM252 54H251V55H252ZM261 54H260V55H261ZM137 55H138V54H137ZM176 55H177V56H176ZM200 55H201V54H200ZM227 55H228V53H227ZM251 55H250V57H249V58H251V60L248 59V63H247V60H246V61L243 60V61H245V62L247 63V64H246V63L243 62V64L246 65V67H249L248 69H252V70L259 71V73L261 72V73H260V74H261L260 77H261V76H264V61H261V58L264 57V56H262V57L259 56V58H260V59H259V58L257 57V54H256V56H252V57H251ZM133 56H132V58H133ZM183 56H184V55H183ZM183 56H182V57H183ZM190 56L194 57L195 55H190ZM198 56H199V55H198ZM224 56H225V54H224L223 56H221V57H224ZM230 56H232V55H230ZM234 56H235V55H234ZM243 56H244V55H243ZM25 57H26V55H25ZM187 57H188V55H187ZM210 57H211V56H210ZM212 57H213V55H212ZM235 57H236V56H235ZM241 57H242V56H241ZM253 57H257V58H258V61L260 60V62L257 61V58L254 59ZM27 58H28V57H26V59H27ZM184 58H186V57H184ZM189 58H191V57H189ZM196 58H197V57H195L194 59H196ZM199 58H200V57H199ZM202 58H203V57H202ZM202 58H201V59H202ZM225 58H226V57H225ZM237 58H238V57H237ZM247 58H248V57H247ZM247 58H246V59H247ZM252 58H253L256 62H255L254 60H252ZM37 59H36V60H37ZM123 59H122V60H123ZM179 59H180V58H179ZM192 59H193V58H192ZM197 59H198V58H197ZM218 59H220V58H218ZM242 59H243V58H242ZM242 59H241V60H242ZM170 60H171V59H170ZM187 60H188V59H187ZM187 60H186V63L189 64V62H188L189 60H188V61H187ZM198 60H200V59H198ZM263 60H264V59H263ZM126 61H127V60H126ZM126 61H125V62H126ZM154 61H155V60H153V62H154ZM172 61H173V60H172ZM177 61H178V60H177ZM192 61H193V60H192ZM195 61H196V60H195ZM213 61H214V60H213ZM223 61H224V60H223ZM38 62H40V63L38 64ZM114 62H116V61H114ZM129 62H130V61H129ZM149 62H150V61H149ZM153 62H152V64H153ZM178 62H180V61H178ZM45 63H46L47 65H46ZM118 63L120 64V62H118ZM126 63H128V61H127ZM158 63H160V62H158ZM158 63L155 62L154 65H155V64L158 65ZM224 63H226V62L224 61ZM34 64H35V63H34ZM122 64H123V62H122ZM149 64H150V63H149ZM177 64H178V63H177ZM188 64H187V65H188ZM191 64H192V63H191ZM193 64H194V61H193ZM211 64H212V63H211ZM226 64H227V63H226ZM37 65H39V66H37ZM45 65H46V66H45ZM128 65H129V64H128ZM160 65H161V63H160ZM160 65H159V66H160ZM212 65H213V64H212ZM218 65H219V64H218ZM218 65H217V67H218ZM222 65H223V64H222ZM228 65H229V64H228ZM27 66H31V65H27ZM159 66H158V67H159ZM161 66H162V65H161ZM161 66H160V67H161ZM176 66H177V65H176ZM189 66H192V65H189ZM219 66H220V65H219ZM226 66H227V65H226ZM226 66L224 65V67H226ZM229 66H230V65H229ZM229 66H227V67H229ZM239 66H240V64L238 65V68H239ZM113 67H114V66H113ZM119 67L121 68L122 65H121V66L119 65ZM153 67H154V66H153ZM156 67H157V66H156ZM163 67H165V65H164ZM163 67H162V69H163ZM167 67H169V66H167ZM170 67H171V65H170ZM230 67H233V66H230ZM230 67H229V68H230ZM240 67H241V66H240ZM27 68H28V67H27ZM30 68H31V67H30ZM32 68H33V67H32ZM110 68H111V67H110ZM110 68H109V69H110ZM123 68H124V66H123ZM172 68H173V67H172ZM202 68H203V67H202ZM218 68H219V67H218ZM218 68H217L216 70H218ZM5 69H6V68H5ZM5 69L3 68L4 71H5ZM109 69H107V70L105 69V70L108 71ZM121 69H122V68H121ZM160 69H161V68H160ZM165 69H168V68H165ZM176 69H177V68H176ZM222 69H223V67H222ZM225 69H227V68H225ZM231 69H232V68H231ZM231 69H230V70H231ZM236 69H237V68H236ZM1 70H2V69H1ZM9 70H10V69H9ZM76 70L79 71L78 69H76ZM105 70H104V71H105ZM169 70H173V69H169ZM202 70H204V69H202ZM232 70H234V69H232ZM240 70H242V69H239V71H240ZM244 70H246V68H245ZM252 70H251V71H252ZM98 71H99V70H98ZM117 71H118V70H117ZM120 71H121V70H120ZM227 71H228V70H227ZM237 71H238V69H237ZM237 71H234V73L237 72ZM242 71H243V70H242ZM242 71H241V73H242ZM247 71H248V70H247ZM1 72H2V71H1ZM95 72H97V70H96ZM101 72L103 73V71H101ZM205 72H206V71H205ZM218 72H219V71H218ZM221 72H222V71H221ZM224 72H226V71L223 70L222 73H224ZM230 72H231V71H230ZM244 72H245V71H244ZM249 72H250V71H249ZM72 73H71V74H72ZM76 73H77V72H76ZM76 73H75V74H76ZM97 73H99V72H97ZM107 73H108V74H107ZM107 73H106V74L104 73V74L106 75V78H107L108 76H110L109 73H111V72L109 71V72H107ZM115 73H116V72H115ZM120 73H121V72H120ZM200 73H201V72H200ZM207 73H208V72H206V74H207ZM227 73H228V72H227ZM227 73H226V74H227ZM232 73H233V72H232ZM246 73H247V72H246ZM75 74H73V77L75 76ZM117 74H118V72H117ZM170 74H171V73H170ZM203 74H204V73H203ZM203 74H201V75H203ZM238 74H240V72H239ZM247 74H248V73H247ZM255 74H256V73H255ZM255 74H254V75H255ZM94 75H95V77L98 76V75H96V74H94ZM105 75H103V76L105 77ZM112 75L114 76V74H112ZM174 75H175V74H174ZM204 75H205V74H204ZM207 75H208V74H207ZM207 75H206V76H207ZM209 75H210V74H209ZM235 75H236V73H235ZM235 75H234V76H235ZM252 75H253V73H252ZM258 75H259V74H258ZM69 76H71V75H69ZM69 76H68V77H69ZM100 76H101V75H99V77H100ZM113 76H112V77H113ZM165 76H166V75H165ZM168 76H169V75H168ZM175 76H176V75H175ZM199 76H200V75H199ZM210 76H211V75H210ZM232 76H233V75H232ZM244 76H245V75H244ZM73 77H72V78H73ZM77 77H78V76H77ZM115 77H117V76H115ZM171 77H172V76H171ZM173 77H174V76H173ZM178 77H179V76H178ZM178 77H177V81H178ZM200 77L203 78V81L206 80V78H204V77H202V76H200ZM208 77H209V76H208ZM220 77H221V76H220ZM246 77L248 78V76H246ZM253 77H254V79H255V81H256L255 76H253ZM256 77H258V76L256 75ZM69 78H71V77H69ZM69 78H68V79H69ZM78 78H79V77H78ZM91 78H92V77H91ZM93 78H94V77H93ZM101 78H102V77H101ZM109 78H110V77H109ZM109 78H107V79H109ZM113 78H114V77H113ZM113 78H112V79H113ZM155 78H156V77H155ZM164 78H165V77H164ZM168 78H170V77H167V79H168ZM174 78H175V77H174ZM174 78H173V79H174ZM201 78H200V80H201ZM218 78H219V77H218ZM221 78H222V77H221ZM250 78H252V77L250 76ZM261 78H262V77H261ZM261 78H260V79H261ZM96 79H98V77H97ZM107 79H106V82H107ZM167 79H166L165 81H163V79H162V81H161V79L159 80V82H160L161 84L159 83V86H160V87H159V89H158L156 92H155V90L152 91V90L150 89L149 91H146V93H145V92L143 93V92H141L142 90L140 89V90H141V91H140L141 94H142V93L144 94V95H142L143 98H142V96L139 95V97H140V99H141L140 102L136 103V102H137V101H136V102H135L136 104L134 105L132 102H131L132 104H130V102L128 101L130 105L135 106L134 108H131V110L133 109V110L130 112L131 114L128 113V112L130 111V110H129V109H130V108H129L130 105L126 104L125 107L128 106V107H127V108H128V111H127V109H125L124 111H126V112H124L123 109L120 108V109H122L121 111H122L123 113H122V112H120V113H117V112H116V114H118V115H113V114H112L113 116L110 115L107 119L110 120V119H111L110 117H114V116H115V117H116V116H117V117H121L120 119H122V120H119V118H118L117 121L115 120V123H114V119H116V118L112 119L113 123H114L115 125H117V126H118V124H119L120 121L123 122L124 124H126L127 121H128V123H129V120H127V119H129L130 117H131V118H132V117L134 118V119L132 118L131 120H134V122H137L138 119L140 118V117H139L140 115L146 114V116H147V115L149 116V113L159 111V109H160L159 107H160V105L163 104V103H164L166 106H167V104H169V106L174 107V108L172 109V111H171V108H170V107H169V108H167L168 106L166 107L168 110L170 109V111H168L167 109L165 110V112L167 111V113H164V115L166 114V116H164L165 118L168 117V118L171 119V118H173V117H176L177 115L179 116L181 113L183 114V112L186 113V112H185V111H186V110H185V109H186V108H185V107H186L185 104H187L186 101L191 99V97H190L191 95L189 94L190 96H188V93H187L189 89L187 88V89H188V90H187V89L185 88V82H184V83L181 82L180 79H179V81L181 82V84L183 83V85H181L180 82H177L176 79H175V82H172V81H174L173 79H172V81H169V79H168V81H167ZM257 79H258V78H257ZM263 79H264V78H263ZM207 80L210 81V77H209V79H207ZM101 81H102V79H101ZM182 81H184V80H182ZM219 81H220V79H219ZM102 82H103V81H102ZM106 82H105V83H106ZM156 82H157V81H156ZM186 82H187V81H186ZM252 82H254V81H252ZM46 83H47V82H46ZM99 83H100V82H99ZM200 83H201V82H200ZM217 83H218V82H217ZM220 83H221V82H220ZM220 83H219V84H220ZM102 84H103V83H102ZM156 84H157V83H156ZM263 84H264V83H263ZM97 85H98V84H97ZM104 85H107V84H104ZM154 85H155V84H154ZM154 85H153V86H154ZM215 85H217L216 82H215ZM221 85H222V84H221ZM226 85H228V84H225L224 87H225ZM155 86H156V85H155ZM217 86H218V85H217ZM219 86H220V85H219ZM219 86H218V87H219ZM230 86H231V85H230ZM258 86H260V85H258ZM67 87H68V86H67ZM90 87H91V86H90ZM92 87H93V85H92ZM145 87H146V86H145ZM157 87H158V86H157ZM195 87H196V85H195ZM218 87H217V88H218ZM222 87H223V86H222ZM224 87H223L222 89H224ZM260 87H261V86H260ZM262 87H263V90H264V85H262ZM262 87H261V88L258 87V88L262 90ZM68 88H70V87H68ZM80 88H81V87H80ZM129 88H130V87H129ZM219 88H220V87H219ZM219 88H218V89H219ZM255 88H257V87H255ZM42 89L44 90V88H42ZM71 89H72V87H71ZM74 89H77V88H74ZM130 89H132V88H130ZM152 89H153V88H152ZM156 89H157V88H156ZM197 89H198V87H197ZM201 89H202V88H201ZM226 89H228L229 92L231 91V89H229V87L226 88ZM226 89H225L222 93H224L225 91H227ZM43 90H42V92H41L42 94L45 93V91H43ZM64 90H66V89H64ZM69 90H70V89H69ZM69 90H68V91H69ZM132 90H133V89H132ZM135 90H136V89H135ZM147 90H148V89H147ZM194 90H195V89H194ZM220 90H221V89H220ZM255 90H256V89H255ZM255 90L253 89V91H252L253 93L250 92V94H251V93L253 94L252 97H254V95L256 94V93H255ZM261 90H259V91H261ZM66 91H67V90H66ZM75 91H77V90H75ZM78 91H79V90H78ZM78 91H77V93H78ZM108 91H109V90H108ZM126 91H127V89H126ZM133 91H134V90H133ZM133 91L130 90L129 92H133ZM151 91H152V93H151ZM218 91H219V90H218ZM228 91L226 92V95H223V96H225L224 98H226V96H228V95H227V94H229ZM70 92H72V91H70ZM129 92H128V93H129ZM189 92H190V91H189ZM193 92H194V91H193ZM193 92L191 91L192 94H193ZM195 92H196V91H195ZM195 92H194V93H195ZM198 92H199V90H198ZM219 92H220V91H219ZM41 93H40V94H41ZM107 93H108V92H107ZM212 93H213V92H212ZM217 93H218V92H217ZM230 93H232V92H230ZM258 93H259V92H258ZM261 93H264V92H261ZM38 94H39V93H38ZM52 94H53V93H52ZM79 94H80V93H79ZM137 94H138V93H137ZM252 94H251V95H252ZM128 95H129V94H128ZM210 95H211V94H210ZM220 95H221V94H220ZM220 95H218V96H220ZM251 95H250V98H251ZM48 96H49V95H48ZM101 96H102V95H101ZM193 96H194V95H193ZM195 96H196V94H195ZM211 96L213 97V95H211ZM211 96H210V97H211ZM223 96L220 97V98L223 99ZM229 96H230V95H229ZM247 96H248V98H249V95H248V94H247ZM49 97L51 98L52 96L50 95ZM50 98H49V101H50ZM193 98H194V97H192L191 102H192V103L197 102V101H193ZM206 98H207V97H206ZM206 98H205V99H203V98H199V99H200V101H201V99H202V100H206ZM220 98H219V99H220ZM228 98H231V97H228ZM83 99H84V98H83ZM199 99H198V101H199ZM216 99H217V98H216ZM246 99H247V98H246ZM133 100H134V99H133ZM137 100H138V99H137ZM162 100H164V101H162ZM196 100H197V99H196ZM53 101H55L54 96H53ZM131 101H132V100H131ZM200 101H199V102H200ZM214 101H215V100H214ZM218 101H219V100H217V102H218ZM221 101H225V100H221ZM226 101H227V99H226ZM226 101H225V102H226ZM229 101H230V99H229ZM229 101H228V103H229ZM263 101H264V100H263ZM188 102H189V101H188ZM225 102H224V103H225ZM201 103H202V102H201ZM203 103H206V102L203 101ZM211 103H212V101H211ZM228 103L226 102L225 106H227ZM207 104H208V103H207ZM207 104H206V105H207ZM213 104H214V103H213ZM213 104H212V105H213ZM216 104H217V103H216ZM220 104H221V103H220ZM222 104H223V103H222ZM136 105H137V106H136ZM214 105H215V104H214ZM262 105H264V104L262 103ZM217 106H218V105H217ZM122 107H123V106H122ZM130 107H131V106H130ZM161 107H162V106H161ZM164 107H165V106L163 105V107L161 108V110H162ZM214 107H215V106H214ZM214 107H213V109H215ZM222 107H223V109H221V108H220V109H221V110H224V105H222ZM262 107H263V106H262ZM120 109H118V110H120ZM138 109H142V110L144 111V113H143V114H142V113H141V114H138V116H137L136 113H140V112L138 111ZM157 109H158V110H157ZM211 109H212V107H211ZM161 110H160V111H161ZM163 110H164V109H163ZM160 111H159V112H160ZM219 111H220V110H219ZM118 112H119V111H118ZM163 112H164V111H163ZM208 112H210L211 114H213V111H212V112H211V111H208ZM262 112H263V111H262ZM110 113H111V112H110ZM178 113H179V114H178ZM78 114H79V113H78ZM114 114H115V113H114ZM128 114H129V115H128ZM134 114L136 115L137 118H138V117H139V118L136 119V117H134V116H135ZM159 114H160V113H159ZM176 114H177V115H176ZM256 114H257V113H256ZM256 114H255V115H256ZM83 115H84V114H83ZM83 115H81L80 117H82ZM98 115H99V114H98ZM255 115L253 114V116H255ZM129 116H130V117H129ZM146 116H145V117H146ZM148 116H147V117H148ZM151 116H152V115H151ZM155 116H156V115H155ZM155 116H153V117H155ZM157 116H158V114H157ZM160 116H161V115H160ZM211 116H212V115H211ZM83 117H84V116H83ZM83 117H82V120H83ZM95 117H96V115H95ZM95 117H94V118H95ZM97 117H98V116H97ZM100 117H101V116H100ZM102 117H103V116H102ZM102 117H101V119H102ZM106 117H107V116H105V118H103L102 120H103V122H104V121H105V122L107 121V124H108V120H104V119H106ZM141 117H142V116H141ZM149 117H150V116H149ZM149 117H148V118H149ZM209 117H210V116H209ZM255 117L257 118V117H259V115H258V116L256 115ZM86 118H87V117H86ZM86 118H84V120H85ZM109 118H110V119H109ZM156 118H157V117H156ZM256 118H255V120H256ZM261 118H262V119H261ZM261 118H259V119L257 118L256 121H255L254 118H253L254 124H253V123L250 124L252 127H255V130H254V128H253V131H256V132H254V133H256V134L252 133V134H254L253 138L251 139V141H252L253 143L255 142L254 140L257 141V139H258V138H257V139H256V138L254 139V137H260V138H259V141H260V142H259V141H258V142H259V143H264V141H261V140H264V124H263V122L261 123V121L263 120L262 114H261ZM91 119H92V118H91ZM141 119H144V118H140L139 120L141 121ZM145 119H147V118H145ZM260 119H261V120H260ZM86 120H88V119H86ZM102 120H101V121H102ZM135 120H136V121H135ZM258 120H260V121H258ZM91 121H92V120H90V122H91ZM95 121H97V119H95ZM99 121H100V120L98 119V122H99ZM101 121H100V122H101ZM253 121H252V122H253ZM84 122L87 123L88 121H84ZM92 122H93V121H92ZM103 122H102V123H103ZM105 122H104V123H105ZM142 122H143V120H142ZM86 123H85V124H86ZM88 123H89V122H88ZM104 123H103V124H104ZM110 123H111V121H110ZM110 123H109V124H110ZM113 123H112V125H114ZM128 123H127V124H128ZM131 123H132V122H131ZM148 124H149V123H148ZM104 125L106 126V124H104ZM115 125H114L113 127H114V128H115V127L117 128V126H115ZM110 126H111V125H110ZM106 127H108V126H106ZM113 127H112V128H113ZM150 127H152V126L150 125ZM150 127L148 126V128H150ZM124 128H125V127H124ZM174 128H175V127H174ZM117 129L119 130V128H117ZM146 129H147V128H145V130H146ZM150 129H151V128H150ZM125 130H126V129H125ZM125 130H124V131H125ZM147 130H148V129H147ZM154 130L156 131L155 128H154ZM154 130H152L151 133H153ZM158 130H159V129H158ZM126 131H127V130H126ZM128 131H129V130H128ZM143 131H144V130H143ZM146 132H147V131H146ZM161 132H162V131H161ZM115 133H116V131H115ZM149 133H150V131H149ZM155 133H157V132H155ZM121 134H122V133H121ZM123 134H124V133H123ZM159 134H160V132H159ZM161 134H162V133H161ZM116 135H117V134H116ZM148 135H149V134H148ZM148 135H147V136H148ZM151 135H152V134H151ZM153 135L155 136L154 133H153ZM255 135H256V136H255ZM257 135H259V136H257ZM149 136H150V135H149ZM157 136H158V133H157ZM114 137H115V136H114ZM125 137H126V136H125ZM260 139H261V140H260ZM251 141H250V143L252 144ZM115 142H116V141H115ZM186 142H188V140H187ZM186 142H185V143H186ZM258 142L255 143V144H252L251 146H249L248 148H249L250 150H248V148L246 149V150H247V151H246V155H247V156L251 155V149H254V148H255L254 145H257V148H258V144H259ZM127 143H128V142H127ZM128 144H130V143H128ZM128 144H127V146H129ZM116 145H117V142H116ZM116 145H114V146H116ZM130 147H131V146H130ZM132 147H133V146H132ZM250 147H252V148H250ZM261 147H262V146H261ZM116 148L118 149V147H116ZM116 148H115V149H116ZM119 148H120V151L117 150V151H119V154L117 153L118 155H120V154L122 153V152H121V149L126 148V146L123 147V148H122V146H120ZM257 148H256V149H257ZM263 148H264V147H263ZM71 149H72V148H71ZM128 149H129V147H128ZM256 149H255V151H254V150H252V151H253V153L255 152V154L257 155V152H256L257 150H256ZM261 149H262V148H260V150H261ZM129 150H130V149H129ZM129 150H128V153L130 152V153H131V157H132V155H134V154H132L131 150H130V151H129ZM244 150H245V149H244ZM260 150H259V151H260ZM113 151H114V149H113ZM113 151H112V152H113ZM122 151H125V150L123 149ZM66 152H67V151H66ZM69 152H71V154H72L73 156L75 155V154L72 153L71 150H69ZM120 152H121V153H120ZM244 152H245V151H244ZM67 153H68V152H67ZM75 153H76V152H75ZM83 153H84V152H83ZM83 153H81V154H83ZM126 153H127V152H126ZM126 153L123 152L122 154H125L126 156H129V155H130V153H129V154H128V153L126 154ZM240 153H241V152H240ZM261 153H262V152H261ZM65 154H66V153H65ZM68 154H70V153H68ZM111 154H112V153H111ZM111 154L108 153L107 155L110 156ZM258 154H259V153H258ZM107 155H106V157H107V159H108V156H107ZM125 155H122V156H123L122 158L125 157V158L127 159V157H126ZM239 155H241V154H238L237 158H238V157H240V158L245 157V154H244V153H243V156H242V157L239 156ZM70 156H71V155H70ZM73 156H71V157L74 158ZM80 156H81V155H80ZM83 156H86V153H85ZM83 156H81V160L83 159V158H82ZM142 156H143V155H142ZM235 156H236V155H235ZM253 156H255V155L252 154V156H249V158H250V157H253ZM257 156H258V157H259V156L261 157V154H259V155H257ZM257 156H256L255 160L257 159ZM66 157H68V155H67ZM71 157H70V158L68 157V158L71 159ZM77 157H79V154H78V156L75 155V159H77ZM106 157H105V158H106ZM110 157H111V156H110ZM110 157H109V159H108L109 161H110ZM115 157H116V156H115ZM119 157L121 158V156H119ZM119 157H118V158H119ZM260 157H259V158H260ZM79 158H80V157H79ZM79 158H78V160H79ZM105 158H104V159H105ZM116 158H117V157H116ZM142 158H143V157H142ZM237 158H236V159H237ZM245 158H246V157H245ZM249 158H247V160H249V161H246V159L243 160V164H244V166H245L244 161H246V162H251V161H250L251 158H250V159H249ZM259 158H258V159H259ZM107 159H105L104 162L107 163V162H108ZM112 159H113V158H111V160H112ZM156 159H157V158H156ZM200 159H201V158H200ZM200 159H199L198 161H200ZM242 159H243V158H242ZM242 159H241V162H242ZM253 159H254V157H253ZM253 159H251V160H253ZM263 159H264V158H263ZM81 160H79V161H81ZM115 160H116V159H115ZM123 160H124V159H123ZM123 160H122V162H123ZM128 160H129V159H128ZM230 160H232V159H230ZM255 160H253V161H255ZM84 161H85V159H83L82 162H83L84 164H86L85 166H87V163H85ZM118 161H119V159H118ZM195 161H196V160H195ZM202 161H203V159H202L200 162H202ZM228 161H229V160H228ZM233 161L235 162L234 159H233ZM238 161H239V160H236L235 163H241V162H238ZM256 161L258 162L259 160H256ZM256 161L252 164V168H253V165L257 163ZM87 162H89V161H87ZM200 162H199V163H200ZM261 162H262V161H261ZM83 163H82V166H84ZM89 163H90V162H89ZM89 163H88V164H89ZM108 163H109V162H108ZM108 163H107V164H108ZM117 163L119 164L120 162H117ZM117 163H116V164H117ZM229 163H230V162H229ZM114 164H115V163H114ZM118 164H117V165H118ZM121 164H124V163H121ZM175 164H177V163H174L172 167H173V169L176 170L175 167H177L178 165H175ZM201 164H203V163H200V166H201ZM230 164H231V163H230ZM243 164H241V166H243ZM247 164L249 165L250 163H246V166H247ZM80 165H81V164H80ZM195 165H196V167H197L198 164L195 163ZM195 165H194V166L191 165V166L195 168ZM233 165H235V164H233ZM239 165H240V164H239ZM260 165L263 166L262 163H261ZM92 166H93V165H92ZM92 166H91V168H93ZM104 166H105V165H104ZM114 166H116V165H114ZM189 166H190V164H189ZM250 166H251V165H250ZM250 166H249V167H250ZM87 167H88V166H87ZM87 167H86V168H87ZM89 167H90V164H89ZM89 167H88V168H89ZM107 167H108V165H107ZM109 167H111V166L109 165ZM109 167H108V168H109ZM122 167H124V166H122ZM178 167H179V166H178ZM233 167H234V166H233ZM255 167H257V166H255ZM255 167H254V168H255ZM91 168H90V169H91ZM108 168H106V170H107V171H110L111 169L108 170ZM118 168H119V167H118ZM189 168H191V167H189ZM241 168H243V167H241ZM244 168H245V167H244ZM258 168H260V170H259ZM258 168H257L258 172H257V170L255 169V173H257V175L259 174L260 171H261V172L264 171L263 168H261V167H258ZM96 169H97V168H95L94 170L97 171ZM177 169H178V168H177ZM237 169H238V168H237ZM261 169H263V171H262ZM120 170H121V169H120ZM171 170H172V168H171ZM179 170H180V169H179ZM181 170H182V169H181ZM191 170H192V169H191ZM248 170H249V169H248ZM95 171H94V172H95ZM98 171H99V169H98ZM98 171H97V172H98ZM117 171H118V173H117ZM172 171H174V170H172ZM177 171H178V170H177ZM177 171H176V172H177ZM194 171H196V169H195V170L193 169V172H194ZM199 171H200V170H199ZM240 171H241V169H240ZM251 171H253V170L251 169ZM110 172H111V171H110ZM110 172H109V175H110ZM122 172H123V171H122ZM174 172H175V171H174ZM180 172H181V171H180ZM188 172H189V171H188ZM193 172H191V173H193ZM242 172H245V170H243ZM261 172H260L259 176L256 175L258 179H255V180H257V181H256L257 183L254 184V185H258V183H259L258 180L264 178V177H263V176H264V173H261ZM98 173H99V172H98ZM104 173H106V175H103V176H105V177H108V176H109L108 173H107L106 171H105ZM115 173H117V174L119 175V173H121V171L116 170ZM140 173H141V172H140ZM146 173H147V172H146ZM177 173H178V172H177ZM177 173H176V174H177ZM183 173H184V172H183ZM189 173H190V172H189ZM201 173H202V172H201ZM203 173H204V172H203ZM236 173H238V171H237ZM250 173H251V172H250ZM252 173H253V172H252ZM252 173H251V174H252ZM255 173H254V174H255ZM72 174H74V173H72ZM94 174L97 175V176L99 175V174H97L96 172H95ZM117 174H116V175H117ZM121 174H122V173H121ZM121 174L119 175V178H121V176H122ZM144 174H145V173H144ZM196 174H197V172H196ZM199 174H200V173H199ZM238 174H239V173H238ZM243 174H244V173H243ZM247 174H249V173H247ZM111 175H112V174H111ZM181 175H182V174H180V177H181ZM183 175H184V174H183ZM183 175H182L181 179H183ZM205 175H206V174H205ZM209 175H211V173L208 174V176H209ZM252 175H253V174H252ZM73 176H74V175H73ZM97 176H95V177H96V178H95L94 175H93L94 179L97 180ZM103 176H98V177H100V178L102 177V179H103ZM193 176H194V175H193ZM195 176H196V175H195ZM261 176H262V177H261ZM111 177H112V176H111ZM117 177H118V176H117ZM122 177H123V176H122ZM137 177H138V176H137ZM140 177H141L142 179H144V178H143L144 175H143V177H142V176H140ZM140 177H138V178L141 179ZM154 177H155V176H154ZM177 177H179V176H177ZM177 177H176V178H177ZM180 177H179V179H180ZM198 177H199V176H198ZM204 177H205V176H204ZM204 177H202V178H204ZM240 177H241V176H240ZM242 177H243V176H242ZM242 177H241V179H242ZM244 177H247V176H244ZM254 177H255V176H254ZM254 177H253V179H254ZM260 177H261V178H260ZM74 178H76V177H74ZM155 178H156V177H155ZM192 178H193V177H192ZM196 178H197V177H196ZM196 178H195V179H196ZM208 178H209V177H208ZM250 178H251V177H250ZM72 179H73V178H72ZM102 179H100V180H102ZM156 179H157V178H156ZM173 179H174V178H173ZM237 179H238V178H237ZM239 179H240V178H239ZM239 179H238V180H239ZM245 179H246V178H245ZM245 179H243V180H245ZM251 179H252V178H251ZM74 180L76 181V179H74ZM74 180H73V181H74ZM100 180L98 179L97 181H100ZM103 180H107V181L109 182V180H111V178L108 177V178L103 179ZM103 180H102V181H103ZM198 180H199V179L197 178V180L194 181V178H193V182H192V181H190V182H192V185L194 186V182L196 183ZM204 180H205V178H204ZM204 180H200V182H203ZM208 180H209V179H208ZM208 180H207V184H208ZM221 180H222V179H221ZM255 180H253V181H255ZM263 180H264V179H263ZM263 180H260V182H261L260 184H261V185H262V182L264 183ZM69 181H71V180H69ZM69 181H66V182L70 183ZM94 181H95V180H94ZM102 181H100V182H102ZM210 181H211V180H210ZM245 181H247V180H245ZM71 182H72V181H71ZM77 182H79V181L77 180ZM81 182H82V180H81ZM81 182H80V183H81ZM95 182H96V181H95ZM103 182H104V181H103ZM110 182H111V181H110ZM110 182H109V183L105 182L106 185H107V184L109 185V186L107 185V187H111V186H113V185H111V183L113 184V182H111V183H110ZM188 182H189V181H188ZM190 182H189L188 184L191 186ZM231 182H232V181H231ZM72 183H73V182H72ZM92 183H93V182H92ZM174 183H175V181H174ZM186 183H187V182H186ZM234 183H235V181H234ZM250 183H251V182H250ZM74 184L76 185V183H74ZM74 184H73V185H74ZM77 184H78V183H77ZM81 184H83V183H81ZM84 184H85V183H84ZM90 184H91V183H90ZM172 184H173V182H172ZM172 184H171V185H172ZM177 184H178V183L176 182V185H177ZM196 184H197V183H196ZM198 184H199V182H198ZM214 184H215V183H214ZM216 184H217V183H216ZM224 184H225V183H224ZM238 184H239V183H238ZM71 185H72V184H71ZM75 185H74V186H75ZM88 185H89V184H88ZM94 185H95V186L97 185V186H96L97 188H96L95 186H93V190L91 189L92 191H89L90 189H88V191H89V194H90L91 192H93V193H91V195H94L95 200L98 199L97 201H99L101 204H102V202H104V204H102L103 208H100V207H99V210H101L102 213L100 214V211H98V209H97L98 212H97V211H95V212L97 213V215L100 214V216H93V219H91V221L89 220V223L87 222V220L84 221L83 223H85V222L88 223V225H87V223H85L87 227H86V226L83 227L84 229L82 228V226H81V228L79 227L82 231H81V230L79 231V229H78V230H76L77 234H76V232L74 231L73 235L76 234V235L78 236L79 234L84 233V232H85V234L88 235L89 232H90V230H91L92 232L90 233V236L88 235V238H90L92 235H94L95 233H98V232H99V235H101L102 231L104 230V226L106 227V225H104V224H106V223L109 224V222H113L112 220L115 218V216L117 217L116 214L118 213V211L121 212V209L123 210V207L126 206L127 204H129V205L131 204V205L133 206V208L135 207L134 209H136V208H137V209L140 208V209H141L142 211H144V212H149V211H146V209L150 206V207L148 208V209L150 210V208H152L153 205H154V207L156 206L155 208H157V211H158V212H162V211H163V213H166L165 216H166V215H170V214L173 212V214H171V216L173 215V218H174V214H175L174 211H176V209H179V208H180V204L182 203V202H181L179 205H177V204H178V201H176V203H175V197H174V200H173V197H170V198H169V197L167 196L168 199H172V200L174 201V202H173L172 200H168L167 198H166V200H167V201H166V200H165V197H166V196L164 197L163 195H161V196H163V197H161V196L159 195L160 198H159L158 196L155 197V195H151V194H150V196H147V195H146L147 192H145V195H146V196H145L144 194H142V195H143V196H142V195L139 194V193H142V191H141V192H136V194H135V192H134V193H133L134 195L132 194V192L129 193L130 195H128V194L125 195L124 192H122V194L125 195V197L123 196V197H124V198H123V197H121L122 194H121V196H120V195H119L120 193H119L118 191H117V192H115V191H110V190H112L111 188H110V190H109V193H110V194H109V193H106V190L108 191V188H107L106 190H104L105 193L102 192L103 190H102V191L99 190V191H100V192H99L97 189H100L102 186L99 185L98 182L95 183ZM98 185L101 186V187H98ZM219 185H220V183H219ZM232 185H233V184H232ZM232 185H231V186H232ZM261 185H259L260 188H261ZM74 186H73V188H76V187H74ZM76 186H77V185H76ZM78 186L82 187L80 184H79ZM103 186H104V185H103ZM174 186H175V185L173 184V189H174ZM187 186H188V185H187ZM196 186L198 187V185H196ZM199 186H200V184H199ZM203 186H204V184H203ZM203 186H202V187H203ZM205 186H207V185H205ZM208 186H209V185H208ZM221 186H223V185H221ZM224 186H226V185H224ZM231 186L229 185L230 188H231ZM233 186H234V185H233ZM235 186H236V185H235ZM248 186H249V185H248ZM248 186H247V185H246V186L244 185L243 188L240 187L239 189L242 188L243 190H245V188H247V190H248V189H250V186H249V187H248ZM84 187H85V186H84ZM171 187H172V186H171ZM202 187H201V188H202ZM214 187H215V186H214ZM219 187H220V186H219ZM219 187H218V188H219ZM254 187H255V186H254ZM254 187H252V188H254ZM262 187H263V185H262ZM78 188H79V187H77L76 190H77ZM82 188H83V187H82ZM82 188H81V189H82ZM91 188H92V187H91ZM103 188H104V187H103ZM103 188H102V189H103ZM113 188H114V187H113ZM177 188H178V186H177ZM188 188H189V187H188ZM190 188H191V187H190ZM216 188H217V187H216ZM221 188H222V187H221ZM252 188H251V189H252ZM71 189H72V188H71ZM81 189H79V190L81 191ZM83 189L86 190L85 188H83ZM83 189H82V190H83ZM95 189H96V190H95ZM175 189H176V187H175ZM192 189H195V188H192ZM204 189H205V188H204ZM212 189H214V188H212ZM234 189H235V188H234ZM236 189H238V188L236 187ZM236 189H235V191H236ZM242 189H241V190H242ZM254 189H255V188H254ZM257 189H258V187H257ZM76 190H75V191H76ZM113 190H114V189H113ZM177 190H178V189H177ZM205 190H206V189H205ZM217 190H218V189H217ZM222 190H223V192H222ZM222 190H221V192H218V191H217L218 193H215V192L213 191L214 194L210 191L212 194H211V193H210V194H206V196L202 193V194L204 195V199H206V200L202 201V199H201L200 201H202V202H204V203H208V204H209V202H213V203H215V202L221 200L222 198L228 197V196H229V195H228L229 192L232 191V190H230V189H229V190H230L229 192H228L227 190H225V192H224V189H222ZM243 190H242V191H243ZM255 190H256V189H255ZM77 191H78V190H77ZM77 191H76V192H77ZM137 191H138V190H137ZM187 191H188V190H187ZM190 191H191V190H190ZM197 191H198V189H197ZM200 191H202V189H201ZM206 191H207V190H206ZM226 191H227V192H226ZM237 191H238V190H237ZM245 191H246V190H245ZM245 191H244V192H245ZM253 191H254V190H251V192H253ZM256 191H257V190H256ZM256 191H254V192L256 193ZM61 192L63 193V191H61ZM64 192H65V191H64ZM82 192H83V191H82ZM85 192H86V191H85ZM113 192H114V193H113ZM172 192L174 193L175 191H172ZM192 192H193V191H192ZM232 192L235 193L234 190H233ZM239 192H240V191H239ZM244 192H243V193H244ZM249 192H250V190H249ZM249 192H248V193H249ZM62 193H61V194H62ZM65 193H66V192H65ZM102 193H103V194H102ZM115 193H116V194H115ZM118 193H119V194H118ZM126 193H127V192H126ZM137 193H138V194H137ZM189 193H190V192H189ZM207 193H209V192H207ZM227 193H228V194H227ZM236 193H237V192H236ZM243 193H242V194H243ZM260 193H261V192H260ZM63 194H64V193H63ZM87 194H88V193H87ZM105 194H109V195H105ZM169 194H170V193H169ZM202 194H201V195H202ZM258 194H259V193H258ZM65 195H66V194H65ZM180 195H181V194H180ZM193 195H194V194H193ZM195 195H196V194H195ZM227 195H228V196H227ZM232 195H233V194H232ZM250 195H251V193H250ZM171 196H174V195H171ZM175 196H176V195H175ZM188 196H189V194H188ZM230 196H231V195H230ZM252 196H254V194H252ZM62 197H63V196H62ZM88 197H90V196L88 195ZM128 197H129V198H128ZM193 197H194V196H193ZM199 197H200V196H199ZM257 197H258V196H257ZM91 198H92V197H90V199H91ZM161 198H162V199H161ZM163 198H164V199H163ZM197 198H198V197H197ZM201 198H202V197H201ZM230 198H231V197H230ZM232 198H233V197H232ZM234 198H236V197H234ZM234 198H233V199H234ZM253 198H254V197H253ZM90 199H89V200H90ZM124 199H125V200H124ZM126 199H129V200H126ZM178 199H179V198H178ZM187 199H188V198H187ZM250 199H251V198H250ZM256 199H258V198H256ZM84 200H85V199H84ZM86 200H87V199H86ZM86 200H85V201H86ZM176 200H177V199H176ZM224 200H226V203H227V199H224ZM229 200H230V199H228V201H229ZM262 200H263V199H262ZM90 201H91V200H90ZM90 201H89V202H90ZM93 201H94V200H93ZM126 201H128V202H126ZM168 201H171V202H168ZM182 201H183V200H182ZM189 201H190V200H189ZM194 201H195V200H194ZM205 201H206V202H205ZM214 201H215V202H214ZM230 201H233V200H230ZM235 201H236V200H235ZM260 201H261V200H260ZM83 202H84V201H83ZM95 202H96V201H95ZM221 202H222V200H221ZM223 202H225V201H223ZM236 202H238V201H236ZM258 202H259V200H257V203H258ZM87 203H88V201H87ZM91 203H92V202H91ZM204 203H200V202L198 201V199H197V202H196V203H192V202H191L190 207H192V206L194 207V206H195L194 209H196V207L199 208V206L202 205V204H204ZM218 203H220V201H219ZM241 203H242V201H241ZM250 203H252V202H250ZM254 203H255V202H254ZM88 204H90V203H88ZM88 204H87V208L90 210V208L92 207L91 205H93V204H91V205H88ZM105 204H106V205H105ZM192 204H193V205H192ZM208 204H207V205H208ZM231 204H232V202H231ZM234 204H235V203H234ZM246 204H247V203H246ZM252 204H253V203H252ZM258 204H259V203H258ZM262 204H263V202H262ZM77 205H79V204H77ZM81 205H82V204H81ZM83 205H85V203H84ZM83 205H82V206H83ZM151 205H152V207H151ZM182 205L184 206L183 208L186 207L185 204H182ZM186 205H187V204H186ZM229 205H230V204H229ZM255 205H257V204H255ZM263 205H264V204H263ZM93 206H94V205H93ZM127 206H128V205H127ZM177 206H178L179 208H177ZM204 206H205V205H204ZM212 206H214V205H212ZM217 206H218V204H217ZM235 206H236V205H235ZM238 206H239V204H238ZM253 206H254V205H253ZM73 207H74V206H73ZM78 207H79V206H77V208H78ZM85 207H86V206H85ZM104 207H105V208H104ZM129 207H130V206H129ZM175 207H176V208H175ZM190 207L188 206L187 208H190ZM200 207H202V206H200ZM210 207H211V206H210ZM222 207L224 208V204H222ZM225 207H227V206L225 205ZM230 207H231V206H230ZM246 207H247V205H246ZM126 208H127V207H126ZM133 208H132V209H133ZM155 208H154V209H155ZM181 208H182V206H181ZM187 208H185V209L188 210ZM213 208H214V207H213ZM213 208H212V209H213ZM255 208H256V206H255ZM71 209H72V208H71ZM73 209H74V208H73ZM128 209H129V208H128ZM132 209H131V212H132ZM140 209H139V210H140ZM158 209L161 210V211H159ZM185 209H184L183 211H185ZM210 209H211V208H210ZM234 209H235V208H233V210H234ZM238 209H239V208H238ZM240 209H241V206H240ZM243 209L246 211L247 208H243ZM253 209H254V208H253ZM261 209H262V205H261ZM263 209H264V207H263ZM263 209H262V210H263ZM139 210H138V211H139ZM152 210H153V209H151V211H152ZM155 210H156V209H155ZM155 210H153V212H155ZM179 210H180V209H179ZM190 210H192V209H190ZM190 210H189V211H190ZM196 210H197V209H196ZM199 210H200V209H199ZM203 210H204V209H203ZM241 210H242V209H241ZM259 210H260V209H259ZM75 211H77L76 208H75ZM93 211H94V209H93ZM135 211H136V210H135ZM177 211H178V210H177ZM222 211H223V210H222ZM224 211H225V210H224ZM224 211H223V212H224ZM228 211L230 212V208H229ZM238 211H239V212H237V213H240V210H238ZM242 211H243V210H242ZM247 211H248V210H247ZM260 211H261V210H260ZM95 212H93V214H94ZM116 212H117V213H116ZM126 212H127V211H126ZM139 212L141 213V211H139ZM185 212H186V211H185ZM200 212H201V211H200ZM248 212H249V211H248ZM248 212H247V213H248ZM255 212H256V211H255ZM96 213H95V214H96ZM127 213H128V212H127ZM133 213H134V212H133ZM133 213H132V214H133ZM140 213H139V214H140ZM149 213H150V212H149ZM149 213H148V214H149ZM163 213H161V217H162V216L165 217ZM169 213H170V214H169ZM177 213H178V212H177ZM201 213H202V212H201ZM210 213H211V212H210ZM226 213H227V211L225 212V215H226ZM242 213H243V212H242ZM245 213H246V212H245ZM95 214H94V215H95ZM123 214H124V213H123ZM123 214H122V216H123ZM128 214H129V213H128ZM135 214H136V213H135ZM135 214H133L134 216L132 217V220H133V218L135 219V217L138 215V212H137V215H136V216H135ZM145 214H146V213H144V214L142 213V215H143L144 218H145V217H146V218H147V217L149 218V220H147V221H148V222H147L148 224L150 223L151 218L154 217V218H152V220H151V222L154 224L155 222H153V219L155 220V217H156V216H153L154 214L152 215L151 213H150L148 216H146L147 214H146V215H145ZM156 214H157V212H156ZM158 214H159V213H158ZM181 214H182V213L180 212L179 216H180ZM204 214H205V213H204ZM260 214H261V213H260ZM262 214H264V213L262 212ZM129 215H130V214H129ZM142 215H140V216L142 217ZM150 215H151V216H150ZM237 215H239V214H237ZM130 216H132V215H130ZM149 216H150V217H149ZM171 216H170V218H172ZM189 216H190V214H189ZM189 216H188V215H187V216L185 215V217H189ZM192 216H193V215H192ZM209 216H210V215H209ZM215 216H216V215H214V216L212 215V216H211L212 219H213V217L215 218ZM223 216H224V214H223ZM223 216L220 217V219H222V218L225 217V216H224V217H223ZM229 216H230V213H229ZM244 216H245V214H244ZM95 217H96V218H95ZM143 217H142V218H143ZM161 217H160V218H161ZM163 217H162L161 219H163ZM185 217H183V218H185ZM238 217H239V216H238ZM110 218H112L111 221L109 220ZM119 218H120V217H119ZM124 218H127V217H124ZM124 218H123V220H122V218H120V219L122 220V222L128 220V219L124 220ZM139 218H140V217H139ZM148 218H147V219H148ZM178 218H179V217H178ZM190 218H191V216H190ZM192 218H193V217H192ZM192 218H191V219H192ZM218 218H219V217H218ZM236 218H237V217H236ZM179 219H180V218H179ZM185 219H186V218H185ZM185 219H184V220H185ZM197 219H199V218H196V220H197ZM210 219H211V218H210ZM231 219H232V218H231ZM121 220H120V221H121ZM158 220H160V219L158 218ZM171 220H172V222L174 221V219H171ZM171 220H170V221H171ZM182 220H183V219H182ZM182 220H181V221H182ZM188 220H189V221H188ZM213 220H216V219H213ZM226 220H227V219H226ZM228 220H229V217H228ZM228 220H227V221H228ZM106 221H107V222H106ZM117 221H118V220H117ZM133 221H134V220H133ZM133 221H131L132 224L134 223ZM135 221H136V219H135ZM144 221L146 222V219H144ZM168 221H169V220H168ZM168 221H167V222H168ZM178 221H179V220H178ZM187 221H188L187 224L189 225V222H190V223H193V221H195V220H193V221L191 222V220L188 218ZM187 221H186V222H187ZM208 221H209V220H208ZM218 221H219V220H218ZM129 222H130V221H129ZM138 222H139V221H138ZM140 222H143V221H140ZM140 222H139V223H140ZM159 222H160V221H159ZM163 222H165V221H163ZM167 222H165V223H167ZM219 222H220V221H219ZM223 222L226 223L225 220H223ZM229 222H230V221H229ZM231 222H232V220H231ZM83 223H82V224H83ZM124 223H125V222H123V224H124ZM126 223H127V222H126ZM135 223H136V222H135ZM139 223H138V224H139ZM143 223H144V222H143ZM147 223H144V225L146 224L145 226H147ZM156 223H157V221H156ZM168 223H169V222H168ZM174 223H175V221H174ZM197 223H198V222H195V225H196ZM221 223H222V222H221ZM227 223H228V222H227ZM227 223H226V224H227ZM114 224H115V223H114ZM119 224H120V223H119ZM121 224H122V223H121ZM123 224H122V226H124ZM132 224H131V227H130L129 225H127V228H125V227H124L125 229L122 228V229H123L122 231H121L120 228H119L120 231L117 229L119 233H121V232L124 233V235H123L124 238H123V237H122V238L119 237V236L122 235V233H121V234L118 233V234H119V235H118L117 233L115 234V233L113 232L114 235H116V236L114 237V238H115L114 240H116V239H121V240H122V239H123L122 241H121V240H119V241L116 240V241H115L116 243H117V241H118L119 243H120V241H121L122 246H127V245H128V246L131 245L132 247H133V246H136L137 248H135V250H134V248H132L131 250L135 251V253L138 254V253H139L138 250L140 249L142 242H143L145 239H148L147 237H150V234H152L153 231L156 230V227L154 228V230L151 229V230L149 231L148 229H143V227H140V226H141L140 224H139V226H138V227H140V229L136 228V227H137L136 225H138L137 223H136V225H135L136 227H134V226H133L134 224H133V225H132ZM150 224H151V223H150ZM150 224H149L148 226H150ZM157 224H158V223H157ZM169 224H170V223H169ZM176 224L179 225V223H176ZM181 224H184V228H185V223H183V221L181 222ZM187 224H186V225H187ZM200 224H201V223H200ZM216 224H218V223H216ZM79 225H80V224H79ZM103 225H104V226H103ZM112 225H113V224H112ZM144 225H142V226H144ZM158 225H159V224H158ZM162 225H163V227H165V226H164L165 224L162 223L161 226H162ZM167 225H168V224H167ZM173 225H174V224H171V226H173ZM188 225L186 226L187 229H189L190 227H191V229H192L193 226H194L193 224H190V226H188ZM201 225H202V224H201ZM214 225H215V224H213V226H214ZM222 225H223V224H222ZM229 225H230V224H228V226H229ZM83 226H84V224H83ZM116 226H119V225H116ZM120 226H121V225H120ZM122 226H121V227H122ZM199 226H200V225H199ZM210 226H211V225H210ZM213 226H212V231L214 232V230H213ZM108 227H109V228H108ZM108 227H107V228L110 229V227H112V226H111V225H110V226L108 225ZM128 227H129V228H128ZM150 227H151V226H150ZM152 227H153V225H152ZM158 227H159V229H160V226H158ZM178 227H179V226H178ZM178 227H176L177 230H178ZM188 227H189V228H188ZM194 227H195V226H194ZM196 227H197V225H196ZM203 227H204V225H203ZM102 228H103V229H102ZM114 228H115V227H114ZM184 228H183V225H182L181 230L184 229ZM198 228H199V227H198ZM200 228H201V226H200ZM218 228H219V225H218ZM222 228H224V227H222ZM225 228H226V227H225ZM229 228H230V227H229ZM229 228H228V229H229ZM157 229H158V228H157ZM159 229L156 230V232H157V231H160V232L157 233V235H158V234H159V235L163 234L162 232H164V231H165V232H164V235H165V233H166V235H167V232H168L167 229H168V228H163V230H161L162 228H161L160 230H159ZM171 229H173V228L171 227ZM191 229H189V230H191ZM194 229L196 230V228H194ZM201 229H202V228H201ZM214 229H215V231H216L215 226H214ZM220 229H221V228H220ZM105 230H106V228H105ZM124 230H125V232H124ZM181 230H179V231L181 232ZM185 230H186V229L182 230V232L185 233V232H186ZM189 230H188L187 232H189ZM207 230H211V229L209 228V229H207ZM217 230H218V229H217ZM97 231H98V232H97ZM100 231H101V232H100ZM109 231L112 232V228H111V230H109ZM174 231H175V228H174ZM179 231H177V233L173 232V234H174V235H175V234L178 235V232H179ZM191 231L193 232V230H191ZM196 231H198V230H196ZM199 231H200V229H199ZM223 231H224V229H223ZM226 231H227V230H225L224 232H226ZM229 231H230V230H229ZM229 231H228V232H229ZM78 232H79V234H78ZM80 232H81V233H80ZM87 232H88V233H87ZM104 232H107V230L104 231ZM104 232H103V233H104ZM115 232H117V231L115 230ZM170 232H171V231H170ZM200 232H201V231H200ZM200 232H199V233H200ZM204 232H206V231H204ZM207 232H208V231H207ZM213 232L210 231V233H213ZM92 233H94V234H92ZM108 233H109V232H108ZM146 233H147L148 235H147ZM149 233H150V234H149ZM184 233H181V234L179 233L180 236H179V235H178V236L181 237V236L183 235V237H184V235L188 234V233H185V234H184ZM189 233H190V232H189ZM216 233H217V232H216ZM216 233H215V234H216ZM218 233H219V231H218ZM218 233H217V234H218ZM106 234H107V233H106ZM106 234H104V236L102 235L103 238H106V240H105L104 242L102 241L104 244H102V242H101V240H103V238L100 239L102 236H98V234H97V238H98V239L95 237V238H96V239H95L96 241H97V240H100L99 242H98V241H97V242H98L99 244H100V242H101V244L103 245V247H104V246H107V245H105V244H108V243H109L108 240H110V238H111L110 241L112 242V238H113V237H112L113 235H111L112 233L108 234L109 236H107ZM145 234H146V236H145L146 238L142 240L140 236L145 235ZM194 234H195V233H194ZM197 234H198V233H197ZM221 234H222V233H221ZM223 234H224V233H223ZM223 234H222V235H223ZM233 234H235V232H234ZM238 234H240V233H238ZM68 235H69V234H68ZM70 235H71V234H70ZM83 235H84V234H83ZM87 235H86V238H84V236H82V234H81V236L76 237V238L78 239V238L81 237V239H83V238H84V239H87ZM105 235H106V236H105ZM117 235H118L119 238H117ZM152 235H153V234H152ZM164 235H163V239H162V240H164V243H165V242L168 243V241H170V240L172 241V239H171L172 236H173L172 234H171V235H169V234L167 235V236H170V237H171V238L168 237L170 240L165 236V237L168 239V241H165V240H167V239L164 238ZM188 235H189V234H188ZM208 235H209V234H207V236H208ZM210 235H211V234H210ZM213 235H214V234H213ZM94 236H95V235H94ZM94 236H93V237H94ZM110 236H111V237H110ZM153 236H154V235H153ZM186 236H187V235H186ZM191 236H192V235H191ZM203 236H204V235H202L201 237H203ZM207 236H206V237H207ZM218 236H219V235H218ZM224 236H225V235H224ZM82 237H83V238H82ZM93 237H92V238H93ZM107 237H110V238H108V240H107ZM138 237H140V238H138ZM183 237H181V238H183ZM201 237H200V238H201ZM209 237H210V236H209ZM219 237H220V236H219ZM68 238H69V237H68ZM76 238H75V239H76ZM142 238H144V237H142ZM152 238H156V237H151V240H150V241H152ZM161 238H162V237H161ZM185 238H187V237H185ZM237 238H238V237H237ZM69 239H70V238H69ZM69 239H68V241H71V240L73 239V237H72L71 240H69ZM75 239H73V240H75ZM77 239H76V240H77ZM81 239H79V240H81ZM140 239H141V240H140ZM157 239H158V238H157ZM192 239H194V237L191 238V240H192ZM198 239H199V237H198ZM198 239L196 238V240H198ZM224 239H225V237H224ZM248 239H249V238H248ZM76 240H75V241H76ZM92 240H93V239H92ZM95 240L92 241V243H91L92 245L90 244L91 246H93V245H96V246H97V245H98L97 242L95 243ZM124 240H126V241H130L131 243L133 242L134 244L136 243V245H134V244L132 245V244L129 243V242H126V243L124 244V242H123ZM148 240H149V239H148ZM148 240H147V242H150V241H148ZM154 240H155V239H154ZM196 240H195V241H196ZM199 240H200V239H199ZM199 240H198V242H199ZM209 240H211V239L209 238ZM221 240H223V237L221 238ZM221 240H219V241H221ZM249 240H250V239H249ZM77 241H78V240H77ZM84 241H85V240H84ZM106 241H107L108 243H107ZM137 241H139V243H140V241H141V244H139L140 246L137 245ZM174 241H175V240H174ZM176 241H177V240H176ZM195 241H193V245H194V242H195ZM200 241H201V240H200ZM214 241H215V240H214ZM214 241H213V242H214ZM224 241H225V240H224ZM229 241H230V240H229ZM79 242H81V241H79ZM105 242H106V243H105ZM111 242H110V243H111ZM147 242H146V240H145V243H147ZM172 242H173V241H172ZM172 242H171V243H172ZM191 242H192V241H190V244H191ZM198 242H197V243H198ZM250 242H251V241H250ZM257 242H258V241H257ZM259 242H260V241H259ZM259 242H258V243H259ZM110 243H109V244H110ZM127 243H128V244H127ZM143 243H144V242H143ZM154 243H155V242H154ZM154 243L152 242V243H150V244L152 245V244H154ZM164 243H163V244H164ZM169 243H170V242H169ZM176 243H177V242H176ZM183 243H184V242H181L182 245H183ZM185 243H186V241H185ZM188 243H189V240H188V242H187V244H186V247H187ZM214 243L216 244L217 242H214ZM219 243H220V242H219ZM229 243H230V242H229ZM231 243H232V242H231ZM231 243H230V245H231ZM234 243H236V242H234ZM81 244H82V242H81ZM123 244H124V245H123ZM126 244H127V245H126ZM150 244H149V245H150ZM172 244L174 245V247H178V246H175V245H177V244H175L174 242H173ZM178 244H179V243H178ZM181 244H180V245H181ZM190 244H189V246L191 247L192 245H190ZM199 244H200V243H199ZM209 244H210V243H209ZM209 244H208V245H209ZM215 244H214V245H215ZM221 244L223 245V242H222ZM227 244H228V243H227ZM252 244H253V243H252ZM83 245H84V243H83ZM90 245L88 246L89 249L92 248V247L90 248ZM119 245H120V244H119ZM119 245L117 246V244H115V246H117V247H120ZM142 245H144V244H142ZM151 245H150V246H151ZM182 245H181V246H182ZM201 245H202V244H201ZM201 245H200V246H201ZM216 245H220V244H216ZM224 245H225V244H224ZM234 245H235V244H234ZM239 245H240V244H239ZM257 245H261V243H260V244H257ZM257 245H256V246H257ZM96 246H95V247L93 246L94 250H92V252H93V251L97 252L96 249H98V246H97V247H96ZM99 246H100V245H99ZM122 246L120 247L121 249H122ZM144 246H145V245H144ZM154 246H155V245H153V247H154ZM181 246H180V247H181ZM184 246H185V244H184ZM189 246H188V249H189ZM196 246H197V245H196ZM203 246H204V245H203ZM242 246H243V245H242ZM249 246L251 247L250 243H249ZM253 246H254V245H252V247H253ZM263 246H264V245H263ZM80 247L82 248L81 245H80ZM84 247H85V245H84ZM86 247H87V246H86ZM88 247H87V248H88ZM100 247H101V246H100ZM100 247H99V248H100ZM103 247H101V248H103ZM138 247H139V248H138ZM146 247H147V246H146ZM161 247H164V246L161 244ZM161 247H160V248H161ZM171 247H172V246H171ZM174 247H172V249H173ZM192 247H193V246H192ZM192 247H191V248H192ZM197 247H198V246H197ZM210 247H212V246H210ZM210 247H209V249H210ZM219 247H220V246H219ZM219 247H218V248H219ZM81 248H79V249H81ZM123 248L125 249V247H123ZM128 248H131V247H128ZM142 248H143V247H142ZM164 248H167V247L165 246ZM199 248H200V247H198V250L200 251ZM215 248H216V246H215ZM226 248H228V247H226ZM232 248H233V247H232ZM237 248H238V247H237ZM261 248L264 249L263 247H261ZM89 249L86 250V251H85V249H84V252H85V253L87 252L86 254H87L89 257H91L90 255L94 254V252L92 253L91 250L89 251ZM126 249H127V247H126ZM126 249H125V250H126ZM149 249H150V248H149ZM161 249H162V248H161ZM170 249H171V248H170ZM170 249H168V250H170ZM182 249H183V246H182L181 249L178 248V251L180 252V250H182ZM188 249H186V250L184 249V250L187 251ZM193 249H194V248H193ZM203 249H204V248H203ZM203 249H202V250H203ZM205 249H207V248H205ZM211 249H212V248H211ZM222 249H224V248H222ZM245 249H246V248H245ZM253 249L256 250L257 248L255 249V247H254ZM253 249H252V250H253ZM99 250H100V249H98V251H99ZM119 250H120V249H119ZM168 250H167V251H168ZM176 250H177V248L175 249V251H176ZM184 250H183V251H184ZM207 250H208V249H207ZM207 250H206V251H207ZM219 250H220V249H219ZM227 250H228V249H227ZM230 250H231V249H230ZM241 250H242V249H241ZM247 250H248V249H247ZM247 250H246V252H247ZM250 250H251V249H250ZM259 250H260V249H259ZM259 250L257 249V251H259ZM122 251H123V249H122ZM133 251H130V253L133 252ZM137 251H138V252H137ZM140 251H141V250H140ZM148 251H150V250H148ZM153 251H154V250H153ZM163 251H164V250H163ZM172 251H173V250H172ZM191 251H192V249H191ZM199 251H198V252H199ZM209 251H210V250H208V252H209ZM215 251H216V250H215ZM224 251H225V250H224ZM234 251H235V250H234ZM238 251L240 252V250H238ZM243 251H244V249H243ZM260 251H261V250H260ZM84 252H82V253H83L82 255H83V257H84V256L86 257V255H84ZM127 252H128V250H127ZM146 252H147V251H146ZM154 252H155V251H154ZM160 252H161V251H160ZM179 252H178V254H180ZM194 252H196V251L194 250ZM198 252H197L196 255H198ZM218 252H219V251H218ZM220 252H222V251H220ZM232 252H233V250H231V253H232ZM235 252H236V251H235ZM244 252H245V251H244ZM244 252H243V253H244ZM262 252H263V251H262ZM262 252H259V253H262ZM78 253H80V252H78ZM124 253H125V252H124ZM130 253H128V254H130ZM133 253H134V252H133ZM133 253L130 254L131 256L128 255V259H129V257H130L129 260L133 259L132 256L135 257V258L138 257V256H136V255L134 256L135 253H134V254H133ZM141 253H142V252H141ZM150 253H151V251H150L148 254L150 255ZM152 253H153V252H152ZM155 253H156V252H155ZM168 253H171V252H168ZM203 253H204V252H203ZM205 253H206V252H205ZM205 253H204V256H205ZM228 253H229V252H228ZM237 253H238V252H237ZM241 253H242V252H241ZM249 253H250V254H249ZM249 253L247 252V254L252 255V253H251L250 251H249ZM253 253H255V252L253 251ZM257 253H258V252H257ZM257 253H255V257H256V254H257ZM97 254H98V253H97ZM97 254L95 253L96 257H99V256L101 255V254H99V255L97 256ZM148 254H146V255H147V257H148L147 259L149 260V259H150L149 257H150V256L152 257L154 253H153L152 255H150V256H149ZM174 254H175V252H174ZM178 254H177V255H178ZM183 254H184V253H183ZM191 254H192V253H191ZM193 254H194V253H193ZM201 254H202V253H201ZM235 254H236V253H235ZM235 254H233V255H235ZM244 254H245V253H244ZM45 255L48 257L47 254H44V256H45ZM80 255H81V254H80ZM80 255H79V256H80ZM82 255H81L80 257H82ZM95 255H94V256H95ZM120 255H121V254H120ZM140 255H142V256H140ZM140 255H139V256H140L141 258H142L143 256H146V255H143V253L140 254ZM157 255H158V254H157ZM168 255H169V254H167V256H168ZM206 255H207V254H206ZM212 255H213V254H212ZM233 255H232V256H233ZM257 255H258V254H257ZM259 255H260V254H259ZM259 255H258V256H259ZM263 255H264V252H263ZM263 255L261 256V258L263 257ZM40 256H42V257H40ZM40 256H38V257H39V258H38V262L41 261V262L44 263V262L46 261V259H48V258H46V257H45V258H46V259H45L43 255H40ZM123 256H124V254H123ZM154 256L157 257L155 254H154ZM154 256H153V257H154ZM158 256H159V255H158ZM163 256L165 257V255H163ZM252 256H254V255H252ZM258 256H257V257H258ZM85 257H84V258H85ZM140 257H139V258H140ZM153 257H152L151 259H153ZM155 257H154V259H156ZM229 257H231V256H229ZM234 257H235V256H234ZM41 258H42V259H41ZM117 258H118V257H117ZM121 258H122V259H121ZM124 258H126V259H124ZM124 258H123V257H120V259L122 260L121 263L123 262L124 264H127V263H128V262L126 263V261H127V257L124 256ZM135 258H134V260H136ZM139 258H137V259H139ZM157 258H158V257H157ZM162 258H163V257H162ZM167 258H168V257H167ZM167 258H166V259H167ZM197 258H198V257H196V259H197ZM210 258H211V257H210ZM95 259H96V258H95ZM118 259H119V258H118ZM120 259H119V261H120ZM123 259H124V260H123ZM151 259L149 260V262H151ZM154 259H153V263H154V264H157V263L162 264L161 261L159 262V261H156V260H154ZM169 259H170V257H169ZM176 259H177V258H175V260H176ZM179 259H180V258H179ZM186 259H188V258H186ZM191 259H192V258H191ZM194 259H195V257H194ZM208 259H209V258H208ZM231 259H233V257H231ZM262 259L264 260V258H262ZM78 260H80L79 257H78ZM125 260H126V261H125ZM129 260H128V261H129ZM143 260H144V257H143ZM148 260H147L146 262H148ZM161 260H162V259H161ZM163 260L166 261L164 258H163ZM167 260H168V259H167ZM177 260H178V259H177ZM181 260H182V258H181ZM181 260H180V261H181ZM113 261H114V262H113ZM113 261H112V259H111V261H109V264L112 263V262H113L114 264L116 263V261H115L114 259H113ZM117 261H118V260H117ZM131 261H132L133 263H134V262L136 263V261H133V260H131ZM139 261H141V259H139ZM139 261H137V262H139ZM172 261H174V259H171V261L168 260L167 262H169V263L171 262V264H174V263H172ZM192 261H193V260H191V262H192ZM229 261H230V260H229ZM231 261H232V260H231ZM260 261H262V260H260ZM260 261H259V262H260ZM41 262H40V264H41ZM46 262H47V261H46ZM101 262H102V261H101ZM142 262H145V260L142 261ZM177 262H179V261H177ZM177 262H175V264H176ZM194 262H195V261H194ZM197 262H198V260H197ZM226 262H227V260H226ZM263 262H264V261H263ZM263 262H262V263H263ZM78 263H79V262H78ZM78 263H77V264H78ZM103 263H104V262H103ZM113 263H112V264H113ZM117 263H118V262H117ZM117 263H116V264H117ZM119 263H120V262H119ZM119 263H118V264H119ZM123 263H122V264H123ZM130 263H131V262H130ZM139 263H140V262H139ZM164 263H166V262H163V264H164ZM192 263H193V262H192ZM195 263H196V262H195ZM229 263H230V262H229ZM255 263H256V262H255ZM262 263H260V264H262ZM80 264H81V263H80ZM106 264H108L107 261H106ZM128 264H129V263H128ZM131 264H132V263H131ZM140 264H141V263H140ZM143 264H145V263H143ZM146 264H147V263H146ZM151 264H152V262H151ZM179 264H181V263H179ZM189 264H190V262H189ZM258 264H259V263H258Z\"/></svg>", "mask_w": 264, "mask_h": 264}]
</instances>
